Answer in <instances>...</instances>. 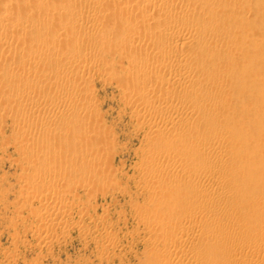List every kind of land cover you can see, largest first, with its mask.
<instances>
[{
    "label": "rangeland",
    "instance_id": "rangeland-1",
    "mask_svg": "<svg viewBox=\"0 0 264 264\" xmlns=\"http://www.w3.org/2000/svg\"><path fill=\"white\" fill-rule=\"evenodd\" d=\"M35 0H0V10H4V9H7V7L8 8H11L10 10H15L16 11V9L17 10H21V9H23V11L25 10V9H27V7H30L28 10H32V11H28L27 10V12H25L24 11V13H26L27 15H28V12H33V10L36 12V14H35V12H33L35 15L34 16H31V17H35L36 15H37V10L39 9V10H41V8H44L43 7V4H44V6L45 7H55L56 8V6L58 7V6H63L64 4L65 5H67V3L69 4V6L70 7H72V9H73V7L76 9V10H79V8H81V6H87V1L86 0H68L69 2H65V1H67V0H36V2H34ZM91 3H92V1H94L93 3V5L91 6V7H93V8H91L90 10H97V14L99 15V14H101V15H107V13H108V11L110 12V10H114V12H110L109 14H112V13H115V10L117 11V12H119L120 11V7L125 3V2H127L128 0H89ZM97 1V2H96ZM119 2V4H120V2H122L120 5H117V4H114L113 6H112V2ZM123 1H124V3H123ZM133 1V0H132ZM134 1H136V0H134ZM208 1H210V0H208ZM220 1H221V3H220ZM232 1V0H231ZM231 1L229 0L227 3L225 2V0H211L210 1V3L208 2V4H211V5H208V8H207V6L205 7V8H203L202 10L200 9V8H194L195 10L193 11V10H191V11H189V10H187V12L188 13H192L193 15H195L194 16V18L193 19H191L193 16H192V14H191V16H189L188 15V18L190 19H188L187 18V16H184V14L186 13V15L188 14L187 12H185V13H183V14H180V15H178V17H177V19L178 20H180L181 18V21H184V19H185V22L186 21H190V22H192V21H196V22H198V24H200L201 26H203L202 24H204V27L202 28V30H204L205 28L207 29V27H208V25H210L211 23H213V22H211L210 24H209V22H208V24H206L207 23V21L204 19V13H208V12H212V11H222L223 10V15L221 16V14H222V12L220 11V12H218V13H220L219 14V16L221 17V19H220V17L218 16V19H217V26H215L214 24L216 23H213L212 24V26H214V28L216 29V27H217V29H218V33L220 34H222L224 37H226V36H228V38H231L232 36L235 38L236 37V35L240 38V37H244L245 36V38H246V40L249 42V40L247 39V36H246V34L248 35V33H250V34H252L254 31H258V30H261V28L263 29V32L262 31H259V32H262V33H264V12L262 11V10H259V9H261V7L262 6H264V0H233V2H232V4H231ZM234 1H235V3H234ZM238 3H237V2ZM239 1L241 2L240 3V5H239ZM65 2V3H64ZM117 2V3H118ZM128 2H130V0L128 1ZM206 2H207V0H206ZM9 3H11V4H9ZM30 3V4H29ZM31 3H33V4H31ZM38 3V4H37ZM156 3V2H155ZM201 4H199V7H201L202 6V2H200ZM228 4L227 6H228V8H225V4ZM233 3H234V5H233ZM237 3V4H236ZM26 4L27 5H30V6H27L26 7ZM40 4V5H39ZM57 4V5H56ZM63 4V5H62ZM151 4V7H153L155 10H157V7H158V2L156 3V4H153V1H152V3H150ZM196 4V3H195ZM203 4H205V0H204V2H203ZM214 4V5H213ZM230 4H231V8H230ZM4 5H5V7H4ZM34 6V8H32L33 6ZM38 5V7L39 6H41V8H37L36 6ZM56 5V6H55ZM91 5V4H90ZM115 5H117V7H115ZM192 5V4H191ZM201 5V6H200ZM207 5V4H206ZM213 5V6H212ZM235 5H239V6H241V7H237V10H236V6ZM243 5V6H242ZM160 7H161V5H159ZM170 6H171V8H174V6H172V5H169L168 6V8H170ZM196 6H198V5H196ZM210 6V7H209ZM26 7V8H25ZM84 7H82L81 9H83ZM150 6H148V7H146V8H149ZM149 8V13H148V10L146 11L147 12V15H146V18H144V20H146L145 22H144V24H143V22H141L143 25H145V27L146 26H148V28H152V29H159V28H161V29H163V27H164V29H169V27L171 26V24H173V23H171V22H173L172 20H170V22H169V20L168 19H171L170 18V16H167L166 15V17L165 16H159L157 13H156V11L155 12H153L154 10H153V8ZM160 7H158V8H160ZM192 7H193V5H192ZM235 7V8H234ZM244 7V8H243ZM25 8V9H24ZM37 8V9H36ZM86 8V7H85ZM167 8V6L165 7V10H167L166 9ZM171 8L170 9H168L169 10V12H171L172 10H171ZM208 9V11H207V9ZM233 8L235 9V10H233ZM75 9H73V10H75ZM230 9H231V12H232V10H233V12L231 13V12H229L230 11ZM240 11H239V10ZM243 9H245V10H243ZM83 10H85V9H83ZM153 10V11H152ZM198 10V11H197ZM224 10H226V11H224ZM229 10V11H228ZM22 11V12H23ZM136 11V12H135ZM151 11V12H150ZM195 11H197V12H195ZM199 11H200V13L202 12H204L203 14H200L199 15ZM235 11V12H234ZM237 11H239V13L241 12V14L243 13V15H241V14H239ZM13 12V11H12ZM12 12H10V15H12ZM21 12V13H22ZM116 12V13H117ZM133 12H135L136 14H138V13H140L138 10H136V9H134V11ZM145 12V13H146ZM227 12H229V13H227ZM56 13V12H55ZM54 13V14H55ZM125 13V12H124ZM156 13V14H155ZM198 13V14H197ZM13 14H16V12L15 13H13ZM32 13H29V15H31ZM51 14V13H50ZM53 14V13H52ZM226 14H228V16L229 15H231L229 18L226 16ZM149 15V16H148ZM155 15V16H154ZM247 15H249L250 17H253L254 18V20L252 21V22H255V23H252L251 22V24L248 22H245V23H243L244 25H246V26H243L242 25V23H239V25L237 26V20H238V22H239V20H241V22H243V20H244V18L247 16ZM15 16V15H14ZM14 16H11V17H14ZM52 17H55L56 18V16H59V14L57 15V13H56V15H51ZM68 16V15H67ZM66 15H64L63 17H67ZM148 16V17H147ZM197 16H199L200 18H202L201 20H199L200 18L198 17V18H196ZM234 16H235V18H234ZM30 17V18H31ZM156 17H158V18H161V19H156ZM164 17V18H163ZM180 17V18H179ZM186 17V18H185ZM236 17H237V19H236ZM51 18V17H50ZM196 18V19H195ZM216 18V17H215ZM224 18H225V22L226 23H224ZM231 18V19H230ZM233 18V19H232ZM240 18V19H239ZM54 19V18H53ZM67 19H71V18H68L67 17ZM76 19V20H75ZM75 19H71L72 20V22H73V24H72V22H71V24H70V26H67L69 29L68 30H71V32L69 33V35H67L68 37L71 35V37H72V34L71 33H73L72 31H76V29H74V26L77 24V22H75V21H77L78 20V23H79V19L78 18H75ZM234 19H236V20H234ZM262 19H263V21H262ZM70 20V21H71ZM75 20V21H74ZM192 20V21H191ZM198 20V21H197ZM233 20V21H232ZM4 22L5 21H8V19H6V20H3ZM3 21H1L0 22V26H2L3 24H2V22ZM10 21H11V18H10ZM194 21V22H195ZM202 21V22H201ZM232 21V22H231ZM263 22L262 24H260V23H257V22ZM221 22V23H220ZM76 23V24H75ZM169 23H170V25H169ZM202 23V24H201ZM233 23H234V25H233ZM168 24V25H167ZM229 24H231V26L233 27V29L235 28V30H233L232 29V27H228L227 28V30H225V28L227 27V25H229ZM240 24L242 25V26H240ZM249 24V25H248ZM253 24L255 25V24H259V25H256V26H259V28L260 29H258L257 30V28L255 29V28H250V25L251 26H253ZM78 25V24H77ZM142 25V26H143ZM164 25V26H163ZM207 25V26H206ZM225 25V26H224ZM237 27H236V26ZM72 26V27H71ZM142 26H138V27H142ZM159 26V27H158ZM169 26V27H168ZM201 26L199 27V31H202L201 30ZM206 26V27H205ZM212 26L210 25V28H212ZM222 28H221V27ZM63 27H65V29H66V26H63ZM63 27H61V35H63L64 36V34H65V32L64 31H66V30H63L64 28ZM144 26H143V28H145ZM155 27V28H154ZM172 27V26H171ZM220 27V28H219ZM225 27V28H224ZM238 27H241V29H242V31H241V29H240V31L237 33L236 32V29L238 28ZM71 28V29H70ZM223 28H224V30H223ZM248 28H250V31H248L249 29ZM0 29H2V28H0ZM42 29V30H41ZM47 29V27H45V28H39L38 30H40L41 31V33H40V31L38 32L39 34H37L38 36H43V33H45V30ZM206 29L204 30V31H206ZM223 30L222 32H221V30ZM245 29H248L247 30V32H245L244 33V35H242L241 36V34H243V33H240V32H243ZM38 30H36L34 33H37V31ZM239 29H237V31H238ZM44 31V32H43ZM47 31V30H46ZM48 31H49V29H48ZM48 31H47V33H48ZM58 31L59 30H57V33H58ZM63 31V32H62ZM136 31V30H135ZM246 31V30H245ZM5 32V31H4ZM43 32V33H42ZM69 32V31H68ZM68 32H67V34H68ZM214 33H212L209 37L210 38H202L201 39V41L203 42V43H201V41H200V43H196V46H197V48L200 50L199 52L198 51H196L197 50V48H196V46L194 45V47L196 48H194V47H192V46H188V48L189 49H187V47H184V48H180V47H175V46H173L172 48H168L167 49V51H165V52H167V53H161L160 55H159V57L160 58H157L158 60H156V58L154 59H152V60H150V62H149V66L148 67H150V65H151V69L153 68L154 69V67L155 66H157V67H155V68H161V65L163 64V62L165 61V62H168V61H170L171 59V57H172V55L173 54H175V49H176V52H186V54H188V53H190V54H188L189 56H192V59L194 60H196V61H194V63H193V61H192V59H191V61H192V63L193 64H191L189 67H187L186 69H185V72H184V74L186 73H190L191 74V76L192 75H195V72H197L196 74L197 75H202L201 73L199 74V70L198 71H196L195 69V67H197L198 65L197 64H200V62H201V60L202 59H204L205 61H206V59L207 58H209V57H211L212 55H213V48L212 47H216V48H214L215 50L214 51H219V53L218 52H214V53H216V55L217 54H219V55H217V57H216V55L214 54V61L212 60V57L211 58H209V60L208 61H210V59H211V61L209 62V63H211V64H213V62H214V64L215 63H220V64H218V65H221V62H219L220 61V59H222L221 57H224V56H226L225 57V61H228V62H224L223 60H222V62H223V64L225 65H222L224 68H226V71L224 72V74L223 73H218L216 70H218V69H216L217 67V64H216V66L213 64V69H211L210 71H207V72H203V76H206L205 77V80H204V85H203V89L202 90H204V88H206L207 87V85L209 86L208 87V89L206 88L204 91H199V92H197V93H195V94H193V97H192V95H188V94H183L182 93V91H183V89L181 88V87H179L178 88V86H177V89L175 88V86H172V87H170L171 89L169 90V86H167V87H165V86H163V89L165 90V88H166V90H165V92H164V90L161 88L162 87V85H160L159 84V86H158V89L157 90H155V92H156V96H158V98H159V100H161V101H166V99L168 100L167 102H170V100H173V99H176V98H178V99H182V97L181 96H183V101H185V102H187L188 104H192L193 106H195L196 108H199L200 106L199 105H201V103H202V101H200V100H202V98H205V99H203V100H206V97H207V100L205 101V102H209V100H210V103H212L214 106H218V105H220V106H218V107H221V105H222V107L220 108L221 110L222 109H225L224 108V106L226 107V111L225 110H222V111H224V113H228L227 112V108L230 106V105H227V104H225L227 101H228V104H231V106H230V108L228 109V110H231V111H229V113H230V115L232 114L233 115V113H231L232 112V110H233V108H232V106L233 107H235V109H237V107H238V109H239V107L241 106V113L243 112L242 111V109L244 110V112L246 113V115L248 116V118H247V116L246 117H243V115H244V112L241 114H239L238 113V115H240L239 116V118H238V115H237V117H236V114H234L233 116H231L230 117V115H227L226 116V114L224 115V113H222V115H224V116H221V118L219 119V118H216V120H214V121H212V117H214V116H210V115H203V116H201V115H197V116H195V115H193V116H190V119H189V117H187V118H185V119H183L181 122H180V124L181 123H184V124H186V125H188V127L186 126V125H184V124H181L180 126L181 127H187V128H191V125H192V131L193 132H195L194 130H196V129H194L195 128V126L197 127V129H199V128H201V129H203V130H207V131H211V129H214V128H209L208 127V123H209V121L211 120L214 124H215V126H216V128L219 126L220 127V125H221V127L224 129H222L221 127V132H226L227 134H229V136H234V138L236 137V135H238L239 137H238V141H239V143L240 144H237L236 142H235V144L234 145H231V146H228V148H229V151L227 150V152H228V155H230V154H234V156H236L237 155V158L235 157V159L236 160H234V156L233 155H231L228 159H229V161H227L228 159L226 158V160L225 161H223V164H224V162L226 163V167H229V168H227V169H232L233 171H235L236 172V170L238 169V170H240L239 168H241L240 167V165H239V162L240 161H243L244 159H247L246 158V156L248 155L249 157H248V159L250 158V156H251V154H254L255 152H258L259 151V149H261V150H263L259 145H262V147H263V143H262V141L264 142V140H263V138L262 137H264V124H262V123H264V119L263 120H261V117L262 116H264V107H262V108H259V102H261V105H262V103L264 104V102H262V101H264V89H263V87H262V94H260L259 93V91H258V95H262L263 97H260V96H257V90L255 91V89H259V87H258V85H256V87L257 88H255L254 87V82H252V81H255V80H258L257 78L255 79V77L257 76L256 74H258V76L262 73V74H264V57H261L260 55H261V52H260V54L258 55V52H257V56H255V54H256V52H254V49H253V51H251L252 50V46L251 45H253V39H250V41L251 42H253V43H251V44H249L248 46H246V47H250V51H249V48H248V52H246L245 54H244V52H243V50H244V48H245V46H244V48L242 47L243 46V43H241V46H240V48H241V50L238 48V49H236L237 51H239V52H237L236 50H235V52H233V50L232 51H229L228 52V50L230 49V47H231V45H229L228 43L226 44V42L224 43V41L222 42V36H220V35H218V33H216V31H213ZM5 33H7V32H5ZM26 33V35L28 34L27 33V31L25 32ZM31 33V32H30ZM47 33H45V35L47 34ZM224 33H230L231 34V36H230V34L229 35H225ZM73 34H75V32L73 33ZM215 36H214V35ZM249 34V35H250ZM10 35V34H9ZM25 35V34H24ZM26 35H25V37H26ZM36 35V34H35ZM240 35V36H239ZM248 35V37H250ZM11 36H12V34H11ZM14 36V35H13ZM33 34H32V37L30 36V34L28 35V37H26V39L28 38V40L27 41H23V43L24 42H28L27 43V45L28 44H33V45H36L37 44V40H38V36H36V37H34V38H36L35 40H33L34 38H33ZM66 36V35H65ZM74 36V35H73ZM29 37H31L32 38V40H30L32 43H29V39H31V38H29ZM40 37H39V39H40ZM57 39H58V41L60 40V38H59V35H57L56 34V36H55ZM60 37H62V36H60ZM68 37H65V39L67 40V38ZM112 37V38H111ZM110 37V35H109V37H107V39H109L110 41L112 40V42L114 41L115 42V39L117 38L116 36V38H113V35ZM211 37H214L213 39L211 38ZM218 37H221V38H218ZM237 37V38H238ZM51 38V37H50ZM53 39H54V37H52ZM62 38H64V37H62ZM62 38H61V40H62ZM91 38V37H90ZM90 38H86V40H90ZM95 38L97 39V36H95ZM95 38H92V40H90L91 42L94 40H96ZM25 39V38H24ZM25 39V40H26ZM203 39H207V40H203ZM210 39V41H215L216 43L214 44V42H213V45H210V47H207V48H205V46H203V45H205L207 42H208V40ZM218 39H219V41H218ZM109 40H107V42H106V44L105 45H107V46H109L108 45V41ZM221 40V41H220ZM253 40V41H252ZM89 41V42H90ZM109 41V43H111ZM206 43H205V42ZM263 41H264V37H263ZM35 42H36V44H35ZM62 42H63V40H62ZM113 42V44L112 45H110V46H112L113 48L115 47L114 45H116L117 44V42H115L114 43ZM219 44H218V43ZM221 42H222V45H221ZM58 43V42H57ZM64 43H66V41L64 42ZM258 43V41L256 42V44ZM203 44V45H202ZM224 44H226V46H224L223 47V45ZM255 44V43H254ZM62 45H63V43H62ZM66 45V44H65ZM64 45V46H65ZM202 45V46H201ZM217 45V46H216ZM218 45H220V46H218ZM229 45V46H228ZM240 45V44H239ZM5 46L6 47H9L8 49H10L11 47H13L14 46V48H11V50H12V53H11V55L13 54V52H14V50H15V48H17L18 46H20L19 47V49L17 48L16 49V51L18 50V52L19 53H21V52H23L24 51V47H21V46H26V44L24 43V45L22 44V45H13L12 44V46L9 44V45H6V44H0V51L2 50L3 51V48H5ZM63 46V48H61V46L59 45V46H55V47H51V49H47L46 50V57L44 56V54H42L41 56L42 57H44V58H46V59H41V60H43V63L42 64H47L48 62H46V63H44L46 60H47V57L48 58H51L52 57V54H51V56H50V53H54L53 55L54 56H57L58 55V57H60V58H62V60L63 61H65V62H70L71 61V59L69 58H67V54H66V57H65V53H64V47ZM199 46V47H198ZM212 46V47H211ZM259 46L261 47V49H262V47H264V44H262V41H260V44H259ZM59 47H60V50H63V52L62 51H58L59 50ZM111 47V48H112ZM190 47H192V49L194 48L195 50L193 51ZM202 47V48H201ZM203 47H204V49H206V50H208L209 49V51H206V53H208L209 52V54H205V52L204 51H202L203 50ZM224 48V51H223V48ZM2 48V49H1ZM20 48H21V50H20ZM111 48L108 50H106V52H107V54H106V52H103L105 55L103 56V53L101 54L102 55V57H98L97 58V60H93V61H96L95 62V64L97 65V67H98V65H99V67H98V69L96 70H92L93 72H94V74H93V72L92 71H89V72H84V73H76L77 75H78V77H76L77 75L75 74V76H73L74 74H73V72H70V74H72V75H68L67 74V72H62V73H59V74H57L55 77H54V75L53 74H48L47 76H51L52 78H50V80H52V79H61V80H63L64 78H71L72 77V79H75V78H77L76 79V81L77 82H79V84L81 83V80H82V85L84 86H86V84H87V87H86V89H84V90H88L90 93H93L92 94V96H90V98H91V102H93V103H91L90 102V105L92 104V107H93V105H94V108L95 109H93L92 107H88L89 108V111H87L86 109H85V112L87 111V114H85L84 115V109H83V111H82V108H81V104L79 103L81 100H79V98H76V100H74V98L75 97H73V96H76V95H74L70 90H66L65 88H63V90H62V88L61 89H57L56 91H58V92H55L54 90H52L51 89V91H52V95H51V91H49L50 92V94H44V90L43 91H41L42 89V87H43V89L45 88L43 85H33V86H30V88L31 87H33L32 88V90L35 88L36 89V91L38 90V92H35L34 90V92L33 93H35L36 95L38 94V96H45V95H47V96H45L46 98H49V99H52L54 102L56 101L57 103L58 102H62L64 99H66V97H68V99H72L73 100V102L75 103V104H77V107L75 106V108L74 109H76V110H72L74 113H76L77 112V115L76 114H74L72 111H71V113L70 112H67L66 114L64 113L63 115H59V116H57V117H60L59 118V121L55 118V119H53V120H51L52 122H48V124H50V125H48L49 127L50 126H55V127H60V125H61V127H63V128H65V129H67L68 127L70 128V129H74V127H75V124H76V121H74L75 119L76 120H78V118L80 117V119H84L85 120V118H84V116H86V120L85 121H89L90 123L92 122L93 124H90V126H89V128H91V129H93V131L94 132H97V133H94L95 135H97V136H95V138L96 137H99L100 138V145L98 144V145H95L94 143V146H95V148L98 146V151H97V154H98V156H99V152L101 153V152H103V153H101L100 155L101 156H99V161H102V162H99V165H97V164H95V165H91L90 166V168L91 169H93L94 170V168L96 167V166H98V167H96V169H95V171L98 169V170H100L101 168L102 169H104V171H106V173H108L107 174V176L109 177V179L107 180V182H106V180H104V184L106 183V185H104L103 184V181H101V183H100V181L98 182V180H93V177L92 176H90V175H86L85 173L84 174H82V177H84V175H86V176H88V177H86L85 176V179L84 178H82L81 177V175L79 176V173H76L78 176V179H80V178H82V180L84 179L85 181H81V183H84V184H81V183H79L80 181L79 180H77L76 178V175H75V177L73 178H71L70 177V180L72 179L73 181H74V179L76 180V181H74L75 183L76 182H78V183H74V182H72V180H71V182H67V181H64V177H65V180L66 179H68L67 178V176H66V174L65 175H63V178H62V176L60 177L59 176V178L62 180V182L60 181V179L58 180V184H59V187L55 190V189H51L50 188V190H52V193H56V195L57 196H59V197H61V198H65L64 199V201H66L65 203L66 204H69L68 206H69V208H70V210L68 209V206H66V208L68 209V213L70 214L68 217H69V222H68V224H67V226H65V228H64V230H67V231H65V232H63L61 229H59V228H53V230L51 229V231H50V235L49 234H47V241L49 242V240H50V242L48 243V244H46L47 243V241L45 242V241H42L41 239H40V234L42 233V232H40V230H39V228H40V224L42 225V222L40 221V220H38L39 218H38V216L36 215V213H37V210H39L42 206H40V205H42L40 202V204L38 203V201H36L35 199H31V196L32 195H34L35 193H39L40 192V190L38 189V187H37V185H36V188L35 187H33L32 186V184H30L31 183V181H32V179L31 178H35V176L36 175H38L39 173H40V171H41V173H42V171L44 170V171H47V169H45V168H49L48 167V165H46L45 164V162L43 161V163H42V161H36V163H35V160L33 161V153H34V151L35 150H37V148H39L41 151H42V148H43V146H44V150L47 152L48 150H50V146H48V150H47V148L45 149V145L44 144H40L41 143V141H40V139L38 138V139H36V138H34V139H32L31 141L33 142V146L30 144V143H32L31 141L29 142V145H28V141H21V138H20V135H21V133H22V131L23 132H25V130L27 129V131L28 130H30V128H32L33 126L34 127H40V125L41 124H44V123H41L42 121L40 120L42 117H43V115H44V113H45V115L47 114V116H48V114L50 115V116H52L53 115V113L54 112H52V111H45L44 110V112H43V110H41L42 112L41 113H39V115H38V112L39 111H31V112H28V115L31 113V117L29 116H27V113H25V110L26 111H28V109L26 108V106L24 105V103H22L21 104V106H20V103L19 104H16V106L18 105V107H19V110H18V107H15V104H12V103H16V102H12L11 100H12V98H11V95H10V92L8 91L9 89H10V91H11V94H12V92L14 93L15 92V90H14V88L16 89V86H17V89L19 88L18 86H19V84L21 83V81L23 80V78H22V75H23V73H22V71L21 70H19L18 69V66H20L21 65V63L23 64V61H21L19 58H16L17 59V61H18V59H19V61H18V63H16L14 60H13V63H12V61H11V63L13 64V65H11V63L9 62V64L11 65V66H7L6 65V63L8 62V61H10V60H12V59H10V57L9 56H7V55H9L10 54V51L11 50H9V54H6V52L8 51L7 49L6 50H4L2 53H3V57H2V53L0 54L1 55V58H2V61H0V63L2 62V64H4L3 66H2V68H0L1 70H2V72H3V69H4V71H6V72H8L7 74L8 75H6V72L4 73L5 75H6V78H5V80L7 81H0V83L2 82V83H4L5 82V84L7 83V85H5V84H3L2 85V87H4V88H2V87H0L1 89H4V90H7V89H5V87L6 88H9L6 92L8 93V97L9 98H7V96L5 97V101L7 100V103L8 102H10V104H11V106L13 107V108H16V110L14 109L13 110V108L11 107L9 110H8V113L7 112H5V114H4V112L2 113V112H0L1 114H2V116H0V264H163V263H165L166 261V263L165 264H175V262H176V260L178 259L177 257L178 256H176V254L175 253H173V251L170 249L171 247H173V244H176L177 243V240H176V238L178 239V243L180 242L181 243V240H180V237L178 236L179 235V231H176L175 229H173L171 226H170V220H172V219H178L179 220V218H180V220L183 222V225L185 226H187V222H185L186 224H184V218L187 216L186 215V213L189 215V213L188 212H190V213H192V212H194V211H198V210H200V209H204L203 207H205V205H206V207H209V208H211L212 210H209V208H208V210L209 211H211V212H214L215 214L216 213H220V212H224L223 210H225V212L226 211H228L227 213H229L230 215H236V214H238L239 212H241V211H244V210H246V208L244 207V206H246L245 204H244V206H243V201H245L244 199H246V197H247V195L249 196V194L250 193H254V191H256V193H252L253 195H254V197H255V194H258V192H259V196H261V197H263L264 196V193H263V190H264V185L262 184V182L264 181L263 180V178H264V172H262V171H259V172H257V173H259L260 174V172H262L261 174H262V176H259V174L257 175L256 173L254 174V172H252L253 173V175L254 176H252V174H251V176L250 175H248L251 179L250 180H248V176H246V184L248 183L249 185V187L246 185V184H244L245 185V187H244V185H242L243 186V189L242 188H240V186L241 185H239V180H235V181H233V184H235L234 186L235 187H233V188H231V190H233L234 191V193H233V191H231V190H229V191H227V192H229V193H226L225 192V194H224V196L227 198H230V199H226L225 197L224 198H222V201L220 200L218 203L216 202V203H213V202H209V201H206V200H202V198L201 197H198V196H200V193L198 194V191L200 192V190H199V188H201V185H195V188L196 189H193V187L192 188H190V192H192V193H188L187 191V193H185V190H183L182 189V186L185 188L186 186L188 187V189H189V187L190 186H188L189 185V183L191 182V179L190 178H188V177H186L185 175L183 176V175H180L181 177H177V180H173L172 182H166V180L164 179V176H158V177H156L155 178V183L154 182H152L153 180H149L150 179V177L148 176V175H146V171L145 170H149V171H151V167H147V166H145V161L147 160V158H149V157H154L155 156V158H158V159H162L164 156H166L168 153H171V154H173V153H177V151L175 152V150L174 149H177V148H179V150H178V152L181 150L182 152L185 150V147L187 148V150H190L191 148V150L190 151H188V153L189 154H191V152H195V153H192L191 155H189V158H190V156H191V158L189 159V160H191V161H189V163H188V165L190 166H187L186 165V163H184L185 164V166L186 167H188V168H192V169H197L198 167H199V165H204L206 162L208 163V162H212L213 160H215V159H217V158H213V157H210V156H207L208 158L206 159V156H205V154H200L199 155V153L198 152H196V149L194 148V150H193V147H194V145H197V146H199V147H203V146H207V145H209V146H211V145H225V140H224V138H223V136L226 134H224L223 135V133H221L222 135H219V137L217 136V137H215L214 138V140L217 138V141L219 142V143H221V144H219L217 141H214L213 139H211V140H206V142L205 141H203L202 142V140H198V138H195L194 139V136L193 135H195V134H193V132L191 133V134H189V135H192V136H188V135H186V136H188L187 138H188V140L191 142V144H190V142L187 140V138H186V136H184V139L185 140H187L186 142H185V140L183 139V136H182V140H181V136L180 135H176V134H174V135H172V134H168V135H170V136H168V137H166L167 135H164L163 137L162 136H158V137H153L152 139H151V136H149V135H147V134H149V132H150V129H148L149 128V126H147V125H145L144 124V126H143V123L140 121V119L137 117V115L134 113V109H132V103L130 104V100L129 99H127L128 97L126 96V90H128V84H126V86H124V85H121V84H119V82H117V80H116V78H117V76H118V78H121L122 76V78H123V84H124V82H125V80H126V78L129 80V79H132V80H134V77H136L135 76V74H134V72H130L129 70H128V72H127V70L126 69H123V68H121V67H123V65L125 64V60L122 58V56L120 55V54H118L116 51H113L114 49H112V51H111ZM212 48V50H210ZM218 48H221L222 50H219ZM225 48H227V51H226V49ZM229 48V49H228ZM23 49V50H22ZM58 49V50H57ZM181 49V50H180ZM183 49H187L186 51L185 50H183ZM192 50V52H189V50ZM202 49V50H201ZM50 50L52 51V52H50ZM47 51H49V53L47 52ZM57 51V52H56ZM112 53H111V52ZM212 51V52H211ZM242 51V52H241ZM263 51H264V48H263ZM25 52V51H24ZM174 52V53H173ZM196 52V53H195ZM251 52V53H250ZM252 52H253V55L255 56V57H252ZM8 53V52H7ZM16 53V52H15ZM56 53H57V55H56ZM227 53H228V55H227ZM231 53H232V55H231ZM242 53V54H241ZM247 53H250V54H247ZM255 53V54H254ZM48 54V55H47ZM62 54V55H61ZM164 54H166L165 55V59L163 58V56H164ZM169 54V55H168ZM185 54V53H184ZM196 54V58L194 57V55ZM236 54V56H234ZM244 54V55H243ZM5 55H6V57H8L7 59L5 58ZM10 55V56H11ZM63 56L64 55V57L67 59V60H65V59H63V57H61V56ZM208 55H209V57H208ZM221 55H224V56H221ZM229 55H231L232 56V58L230 59V57L231 56H229ZM240 55H241V58H239L238 59V56L240 57ZM243 55V56H242ZM247 55V56H246ZM249 55L253 58V59H250V58H248L249 57ZM53 56V57H54ZM220 56V57H219ZM234 56V57H233ZM12 57V56H11ZM52 57V58H53ZM105 58L106 57V59H108V61H106V63H108V66H104L106 63H105V60L104 61H102L103 59L102 58ZM169 57V58H168ZM236 57V59H238L237 61H238V63L239 64H237V65H240V63H242V61H245L243 58H248L249 60H252V61H250V63L252 64V65H254V66H257L258 67V61L257 60H259V58L258 57H261V62H262V64H263V67H262V65L260 66L261 68H256V69H262V70H259L258 72H257V70L255 69V67H252V65L248 62V61H246L247 63H249V66L250 67H252V68H254L255 69V71H256V74H253V75H256V76H253L252 74V76L251 77H249L248 76V72H249V74H250V71H245V72H242V71H244V69H242L240 72L238 71V69H237V71H235V69L236 68H238L237 66H236V68H235V62H236V60H233V58H235ZM1 58H0V60H1ZM51 58V59H52ZM101 58V59H100ZM111 58V59H110ZM119 58H122V60H120L119 61ZM200 58H202V59H200ZM255 58H256V60H255ZM8 60V61H6V60ZM51 59L50 60H48V61H51ZM101 60V62L99 63V61ZM116 59V60H115ZM117 59H118V61H117ZM216 59H218V60H216ZM240 59L242 60V61H240ZM248 59H246V60H248ZM5 60V61H4ZM69 60V61H68ZM99 60V61H98ZM160 60V61H159ZM200 61L199 63H197L198 61ZM204 60H202V61H204ZM260 60H259V63H261L260 62ZM21 61V62H20ZM156 61V62H155ZM160 62L159 64H158V62ZM215 61H217V62H215ZM229 61H230V63H229ZM235 61V62H234ZM257 61V62H256ZM19 62H20V64H19ZM103 62H104V65H103ZM119 63V64H121V65H117V63ZM155 62V64L153 65V63ZM161 62H162V64H161ZM233 62V63H232ZM256 64H255V63ZM49 63H51V62H49ZM47 64L48 65V67L49 68H51L52 70H53V65L52 64ZM152 63V64H151ZM228 65H226V64ZM229 63V64H228ZM232 63V64H231ZM254 63V64H253ZM8 64V63H7ZM17 66H16V65ZM158 64V65H157ZM165 64V63H164ZM195 64V67L193 66ZM1 65V64H0ZM5 65H6V69L5 68H3V67H5ZM47 65H45V66H47ZM116 65H117V67H116ZM17 67V68H15V69H13V67ZM51 66V67H50ZM102 66H104V67H110V68H107L109 71H111V72H107V73H105L103 70H101V68H102ZM121 66V67H120ZM153 66V67H152ZM214 66L216 67V68H214ZM11 67H12V70H10L11 69ZM192 67H193V69H194V72H193V70H192ZM220 67V66H219ZM100 68V69H99ZM114 68H116V69H114ZM9 69V70H8ZM50 69V70H51ZM219 69H221V68H219ZM1 70H0V72H1ZM8 70V71H7ZM98 70H101V72H98ZM116 70V71H115ZM224 69H222V71H223ZM14 71H15V73H14ZM18 71H20L21 72V74H20V76L21 77H19V76H16V75H19V73L20 72H18ZM54 71V70H53ZM52 71V72H53ZM103 71V72H102ZM187 71V72H186ZM219 71V70H218ZM221 71V70H220ZM221 71V72H222ZM9 72H10V74H9ZM18 72V73H17ZM90 72H92L91 74H90ZM97 72V73H96ZM124 72H126V73H124ZM208 72H210V74L208 73ZM246 72H247V74H246ZM12 73V74H11ZM14 73V74H13ZM65 73V76L64 77H62V78H60L61 76H63V74ZM69 73V72H68ZM100 73V74H99ZM102 73V74H101ZM111 74L112 73V76L113 77H115L114 79L115 80H113V77L111 76H108V74ZM113 73H114V75H113ZM194 73V74H193ZM218 73V74H217ZM27 73H24V75L23 76H25ZM62 74V75H61ZM87 74V75H86ZM107 74V75H106ZM109 74V75H110ZM190 74H187V75H190ZM205 74V75H204ZM214 74L217 76V77H215L214 76ZM262 74H261V76H262ZM9 75H10V78H9ZM12 75H13V78H12ZM27 75H29V74H27ZM26 75V76H27ZM69 77H68V76ZM84 75V76H83ZM92 75V76H91ZM104 75H106V76H108V77H106V76H104ZM122 75V76H121ZM8 76V77H7ZM16 76V78L18 79L17 81H20V79H21V81H20V83L19 82H16L15 80H16V78H15V80H13L14 79V77ZM58 76V77H57ZM81 76V77H80ZM83 76V77H82ZM120 76V77H119ZM130 76H132L131 78H129ZM134 76V77H133ZM208 76V77H207ZM220 76V77H219ZM48 77V78H49ZM110 77V78H109ZM253 77H254V79H253ZM20 78V79H19ZM88 80H87V79ZM204 78V77H203ZM250 78V79H249ZM259 78H260V76H259ZM262 79H264V75H263V77H261ZM80 79V80H79ZM136 79V78H135ZM208 79V80H207ZM209 79H211V80H209ZM220 81H219V80ZM222 79V80H221ZM248 79V80H247ZM119 81H120V79H118ZM128 80H126V82L128 81ZM132 80L130 81V82H132ZM224 80V81H223ZM252 80V81H251ZM13 81H15L16 83H18V84H16L15 83V87H12L14 84L12 83ZM59 81V80H58ZM128 81V82H129ZM135 81V80H134ZM134 81H133V83H134ZM136 81H138L137 79H136ZM205 81H206V83L207 84H205ZM210 83H209V82ZM217 81V83L216 84H214L215 82ZM221 81H223L224 82V84L226 83V85H222V84H220V83H222ZM226 81V82H225ZM247 81V82H246ZM88 82V83H87ZM90 82V83H89ZM218 82H219V85H220V88H219V85H218ZM249 82V83H248ZM250 82H252L253 84H250ZM1 83V84H2ZM47 83V82H46ZM132 83V84H133ZM0 84V85H1ZM13 84V85H12ZM45 86H47L46 84H45V82L43 83ZM132 84H130L131 86H130V88L132 87ZM214 84V86H212ZM23 85V84H22ZM128 85V86H127ZM205 85H206V87H205ZM210 85H211V87H210ZM222 85V86H221ZM253 85V86H252ZM20 86H21V84H20ZM84 86V87H85ZM124 86V88H122ZM218 86V87H217ZM224 86V87H223ZM226 86V87H225ZM228 86H229V90L227 89L228 88ZM234 88H233V87ZM37 87H41L40 89L41 90H39V88H37ZM216 87H217V90L220 92V91H222V92H225V94L224 95H226V93L228 92V94H230V95H227L228 97H226V96H224V95H221V97L223 96L224 98L222 99V102L221 101H219V103H218V100H213L214 101V103H213V101H211V97H210V95H209V92H207L206 90H208V91H211V90H213V89H216ZM230 87H231V89H233V90H230ZM122 88V89H121ZM160 88V89H159ZM168 88V89H167ZM182 90H181V89ZM213 88V89H212ZM221 88H223V90L221 89ZM225 88V89H224ZM16 89V91H18ZM123 89H124V91H123ZM126 89V90H125ZM210 89V90H209ZM48 90H50V89H48L47 88V92H48ZM66 92H65V91ZM174 90H176V91H174ZM228 90V91H227ZM260 90V91H261ZM53 91H54V93H53ZM61 91V92H60ZM62 91H63V93H62ZM87 91V92H88ZM170 91V92H169ZM181 91V92H180ZM232 91V92H231ZM240 91L242 92H244L245 94H246V92H247V96L248 97H250V99H251V101H250V99L247 97V96H245V94L242 92V93H240ZM45 92H46V89H45ZM64 92H65V94H64ZM72 93V94H70L69 95V93ZM123 92H125V95L123 96L122 94H123ZM159 92H161L160 94H159ZM169 92V94H167ZM173 92H175V97L176 98H174V93ZM200 92H202L201 94H199ZM221 92V93H222ZM236 92H238L239 93V95H240V97H239V99L238 98H236L237 97V95H238V93H236ZM256 92V93H255ZM16 93V92H15ZM41 93H43L42 95H41ZM60 93V94H59ZM173 93V94H172ZM180 93V94H179ZM206 93H208V95L206 94ZM59 94V96L60 97H62V98H64L63 100H61V98L58 96V97H56L57 95ZM67 94V95H66ZM158 94V95H157ZM180 95V98H179V95ZM200 95V97L201 96H206V97H198V95ZM206 94V95H205ZM253 94H256V96L257 97H253ZM63 95V96H62ZM64 95H66L65 97H64ZM73 95V96H72ZM170 97H169V96ZM173 95V96H172ZM194 95H196V100H194ZM241 95L242 96H244V97H242L241 98ZM161 96V97H160ZM190 96V97H189ZM209 96V97H208ZM255 96V95H254ZM55 99H53V98ZM72 97V98H71ZM165 97V98H164ZM172 97V98H171ZM221 97H220V99H221ZM226 97V98H225ZM248 98L247 99V101L245 100L246 98ZM251 97H253L254 99L252 100V98ZM58 98V99H57ZM59 98H60V100H59ZM164 98V99H163ZM190 99V98H193V99H190V101L188 102L187 100L188 99ZM199 98V99H198ZM228 98V99H227ZM244 98V99H243ZM125 99H127V100H125ZM197 99H198V101L200 102H194V101H197ZM219 99V100H220ZM224 99H227V101H225ZM241 99H243V101L245 102H242V101H240ZM263 99V100H262ZM2 100V101H1ZM0 100V103H1V106L0 107H2L4 104V99H1ZM10 100V101H9ZM143 98H142V100H139V101H141V102H136L135 104L137 105V104H143ZM191 100H194L193 101V103L195 104H193V103H191L192 101ZM224 100V101H223ZM255 100H256V102H255ZM261 100V101H260ZM75 101H77V102H75ZM126 101H127V103H126ZM255 102V103H253L254 105H252V103H250V105H249V102ZM145 102V101H144ZM204 102V101H203ZM215 102H216V105H215ZM223 102H225L224 104H223ZM248 102V103H247ZM6 102H5V104H7ZM18 103V102H17ZM78 103L80 104L79 105V108H78ZM199 103V104H198ZM218 103V104H217ZM221 103V104H220ZM3 104V105H2ZM9 104V103H8ZM139 104V105H140ZM249 105V106H246V105ZM243 105V106H242ZM24 106V108H22ZM246 106V108L244 109V107ZM254 106V107H253ZM258 106V107H257ZM129 107V108H128ZM131 107V108H130ZM248 107V108H247ZM12 109V110H11ZM22 111H21V110ZM81 109V110H80ZM234 109V110H235ZM238 109L236 110V111H238ZM257 109V110H256ZM10 110H11V112H10ZM23 110H24V113H22L23 112ZM78 110V111H77ZM93 110V112L91 113V111ZM94 110H95V113H94ZM220 110V111H221ZM233 110V112H236V111H234ZM246 110V111H245ZM256 110V111H255ZM259 110H263V111H259ZM7 111V110H6ZM19 111H21V113L23 114V116L24 115H26V116H24V122L23 123H26V124H21L20 126H21V128L20 129H17V126H15V123H13L12 122V120H14V119H19V118H22L23 116H22V114H20V116H22V117H20V116H18V117H16L15 118V116H17L18 115V112ZM81 111V112H80ZM98 111V112H97ZM221 111V112H222ZM49 112V113H48ZM81 114H80V113ZM84 112V113H83ZM91 114H98V116H97V118L99 119H96V116L95 115H89L90 113ZM240 112V111H239ZM20 113V112H19ZM70 113V114H69ZM134 113V114H133ZM4 114V115H3ZM32 114H37V115H35V116H33ZM41 114V115H40ZM73 114H74V117H72V118H70L71 117V115L73 116ZM262 114V115H261ZM44 115V116H45ZM68 115V116H67ZM80 115V116H79ZM84 115V116H83ZM160 115V114H159ZM159 115H156L157 116V118H159ZM261 115V116H260ZM40 116V118H38ZM65 116V117H64ZM78 116V118H76ZM91 118H94V119H91ZM92 116H94V117H92ZM197 117L198 118V120L196 121V119H195V117ZM200 116V117H199ZM205 116H207V118L205 119V121L203 120H201V118L202 119H204L205 118ZM243 118H245V119H243ZM245 116V115H244ZM14 117V118H13ZM34 117V118H33ZM36 117L39 119H36ZM62 117H64L63 119H65L66 117L67 118H69V120L68 119H65L64 120V123H63V120H62ZM87 117H89V118H87ZM193 117H194V119H193ZM228 117H230V118H228ZM241 117V118H240ZM74 118V119H73ZM223 118V119H222ZM231 118H233V119H231ZM247 118V119H246ZM32 119V120H31ZM61 119V120H60ZM87 119H89V120H87ZM138 119H139V121H138ZM207 119H208V121H207ZM210 119V120H209ZM214 119H215V117H214ZM242 119V120H241ZM26 120V121H25ZM27 120L29 121V122H27ZM57 122H56V121ZM68 122H67V121ZM96 120H98V121H96ZM184 120H186V121H184ZM221 120V121H220ZM225 120V121H224ZM236 120V121H235ZM247 120H249L250 122H251V120H252V122H254V123H256V125H257V122H258V124H259V122H260V126L259 125H257V127L258 128H252V129H249V128H246V127H244L243 125H242V123L243 124H245L246 122H248ZM61 121H62V123H61ZM65 121H66V123H67V125H62V124H66L65 123ZM70 121L72 122L71 123V126H73V124H74V127H71V126H68L69 124H70ZM187 121H188V123L190 124H188L187 123ZM210 121V122H211ZM40 124H39V123ZM54 122H56V123H54ZM75 122V123H74ZM207 124H206V123ZM237 122H239V124H235V123H237ZM14 125H13V124ZM28 123V124H27ZM32 123H34V124H32ZM51 123H53V124H51ZM69 123V124H68ZM95 123H96V125H95ZM141 123V124H140ZM202 123H205V124H202ZM222 123V124H221ZM226 123H229L228 125L226 124ZM240 123H241V125H240ZM30 124H31V126L32 127H29L30 126ZM59 124V125H58ZM101 124L102 126L101 127H99V129H98V126ZM225 124V125H224ZM233 126H232V125ZM261 124H262V127H261ZM36 125V126H35ZM218 125V126H217ZM226 126L225 128H224V126ZM231 125V126H230ZM239 125V126H238ZM41 126H46V124H44V125H41ZM66 126H68V127H66ZM93 126H95L94 128H92ZM190 126V127H189ZM228 126H230L229 128L231 129V131H233L232 133H230V132H227L225 129L227 128V130L229 131V128H228ZM234 126H238V128L237 127H234ZM241 126V127H240ZM34 127H33V129H34ZM38 127V128H39ZM203 127V128H202ZM218 127V129H220ZM239 127L241 128V132H239L240 131V129H239ZM246 128V129H248L249 131L251 130V132H247V135H246V137H244V132L242 133V130H245V131H247L246 129H244V128ZM263 128V130H260V128ZM19 128V127H18ZM25 129V130H23V129ZM29 128V129H28ZM76 128V127H75ZM233 128H236V129H238V130H234ZM22 129V130H21ZM37 129V128H36ZM72 129V130H73ZM194 129V130H193ZM257 129H259L260 131L258 132V131H256ZM100 130V132H98ZM101 130H102V132H101ZM17 131V132H16ZM21 131V132H20ZM26 131V132H27ZM31 131V130H30ZM71 131V130H70ZM147 131V132H146ZM236 131V132H235ZM252 131H256L255 133H253ZM20 132V135L18 136V133ZM212 132V131H211ZM238 133V134H237ZM242 133V134H241ZM69 134V133H68ZM94 134H93V136H94ZM101 136V134H102V136L100 137L99 135ZM231 134V135H230ZM233 134V135H232ZM64 135H66V136H64ZM149 136L150 138H148L147 136ZM172 135V136H171ZM242 135H243V137H242ZM69 135H67V134H65V133H63L62 135H58V134H56V135H54V136H52V138H53V145H51V146H54V139L59 143V141H62L63 139H66L67 137H68ZM93 136H90V137H93ZM228 135H227V137H229ZM59 137V138H58ZM89 137V139H91ZM171 137H172V139H171ZM175 137H177V138H175ZM190 137H192V138H190ZM196 137V136H195ZM220 137H221V139H222V141H220L219 139H220ZM224 137H226V136H224ZM226 137V138H227ZM58 138V139H57ZM61 138H63V139H61ZM68 138H70V137H68ZM68 138L66 139L67 141H68ZM94 138V137H93ZM93 138H92V140H91V142H88V140H85L86 142H88V144H86V143H84V141L82 142V145L80 144V146H81V148H85V147H89V145L92 143V141H93ZM155 138H157V140L155 139ZM161 138V139H160ZM164 138V140H162ZM166 138H167V141H168V143H166ZM190 138V139H189ZM61 139V140H60ZM102 139H104V141L105 142H103L102 141ZM194 139V140H193ZM197 139V140H196ZM237 139V138H236ZM261 139V140H260ZM96 140V139H95ZM170 140H171V144L173 145V148L170 146ZM175 140V141H174ZM177 140H179V143H177ZM183 140H184V142L187 144V146L185 145V143L183 142ZM224 140V141H223ZM37 141H38V144L39 145H43L42 147L40 146L39 147V145L37 144ZM160 141V142H159ZM163 141V143H162V145H161V142ZM175 142V144H179V146L178 145H175L174 143H172V142ZM199 141H201L200 143H201V145H199V144H197V143H199ZM215 143H214V142ZM237 141V142H238ZM25 142H27V145H25L26 143ZM57 142H55V149H53L52 150V147H51V151L50 152H48L47 154H51L52 155V152L55 150H57V151H64L65 149H67L68 147L70 148L71 147V145L70 146H68L69 144H72L71 142L70 143H64L65 142V140H64V142H63V146L64 145H66V148L64 149V147H62L61 145H60V148H58V146H59V144L57 143ZM93 142H95V141H93ZM102 142V143H101ZM194 142V143H193ZM208 142H209V144H208ZM213 142V143H212ZM23 143H25V144H23ZM83 143L86 145H83ZM90 143V144H89ZM103 143H105V144H103ZM166 145H165V144ZM202 143H204V144H206V145H203ZM210 143H211V145H210ZM218 143V144H217ZM262 143V144H261ZM58 144V145H57ZM74 144H76V143H74ZM104 146H103V145ZM159 144L161 145V146H159ZM237 144V145H236ZM73 145V144H72ZM79 145V144H78ZM168 145V146H167ZM184 145V146H183ZM193 145V147H191V146ZM25 147V148H23L22 149V147ZM37 146V147H36ZM80 146H78V147H80ZM91 146H92V144H91ZM90 146V147H91ZM157 146H158V148L160 147V149H157ZM164 146V147H163ZM170 146V148H171V150L168 148ZM174 146H177V148L175 147L174 148ZM29 147H31V149L29 148ZM106 147V148H105ZM150 147V148H149ZM162 147V148H161ZM191 147V148H190ZM31 150H29V149ZM35 148V149H34ZM57 148V149H56ZM61 148H63L64 150H60ZM83 148V149H84ZM153 148H155V150H159L160 152H162V151H165V149H166V151L169 149V151H165V152H162V153H160L161 154V157H160V155H155L154 154V156H153V154H152V152H153ZM164 148V149H163ZM204 148V147H203ZM228 148H226V149H228ZM259 148V149H258ZM264 148V147H263ZM28 149V150H27ZM33 149H34V151H33ZM38 149V150H39ZM104 149H107V151H108V153L106 152V150H104ZM172 149L174 150V152L172 153ZM183 149V150H182ZM230 149H231V151H230ZM233 149V150H232ZM110 150V151H109ZM149 150H150V152H149ZM151 150H152V152H151ZM187 150H185V151H187ZM246 150H250V151H252V152H250V151H248V154H247V152H246ZM255 150H257V151H255ZM260 150V151H261ZM45 151H43V153L45 152ZM55 151L53 152V154H55ZM106 153H105V152ZM171 151V152H170ZM181 151H180V153H181ZM184 151V152H185ZM244 152H246L245 154H244ZM33 155H32V154ZM149 153H151V154H149ZM165 153V154H164ZM198 155H197V154ZM201 153V152H200ZM46 154V153H45ZM170 154V155H171ZM250 154V155H249ZM202 155H204V156H202ZM256 155V154H255ZM255 155H252V156H254V158H255ZM163 156V157H162ZM204 157V158H202V157ZM233 156V157H232ZM242 158H241V157ZM251 156V159L253 158ZM25 157H26V159H25ZM245 157V158H244ZM28 158L31 160H28ZM143 158V159H142ZM212 158H213V160H212ZM242 160H241V159ZM35 159V158H34ZM101 159V160H100ZM237 159L239 160V162H237ZM26 160H28V161H26ZM207 160V161H206ZM210 160H212V161H210ZM231 160V161H230ZM232 160H233V162H232ZM187 161V162H188ZM235 161V162H234ZM28 162H29V164H28ZM30 162H31V164H30ZM36 164V167L38 168H35V166H34V168H33V170H32V164H34V163ZM39 162H40V164L42 163L43 165H41V167L43 166L44 167V169H43V167L41 168V167H39ZM64 162V163H63ZM141 162V163H140ZM203 162H205V163H203ZM64 164L63 165V167L61 166V169L60 168H55L54 170H56V171H58V170H62V169H66V170H69V168L71 169V163H73L72 161L71 162H68V159H66V160H63V161H61V163L60 164ZM66 163V164H65ZM67 163H69V164H67ZM139 163V164H138ZM233 163H235V164H233ZM264 163V162H263ZM199 164V165H198ZM237 164H238V166H237ZM258 164H260L259 162H258ZM47 166V167H45V166ZM102 165H103V167H102ZM139 165V166H138ZM192 165H194V166H192ZM196 165H198L196 168H195V166ZM235 166V168H234V166ZM262 165L264 166V164H262V162H261V168H262ZM68 166H70V167H68ZM59 167H60V165H59ZM67 167H68V169H67ZM94 167V168H93ZM105 167H106V169H105ZM141 167V168H140ZM194 167V168H193ZM224 167H225V164H224ZM225 167V168H226ZM233 167V168H232ZM236 167H237V169H236ZM244 166H242V168H243ZM144 168H146V169H144ZM241 168V169H242ZM41 169H43V170H41ZM101 169V170H102ZM40 170V171H39ZM65 170V171H66ZM141 170H142V172H141ZM147 170V173L149 172ZM35 171H36V173H35ZM70 171V170H69ZM59 172V171H58ZM67 172V171H66ZM140 172H141V174H140ZM33 173L34 174H36V175H33ZM40 173V174H41ZM250 173V172H249ZM43 174V173H42ZM260 174V175H261ZM32 175L34 176V177H32ZM142 175V176H141ZM143 175H144V177H146L145 179H143L144 177H143ZM255 175H257L256 176V178H254L255 177ZM89 176H90V178H89ZM29 177H31V178H29ZM37 177V176H36ZM111 177L113 178V180H111ZM183 177V178H182ZM29 178V179H28ZM160 178V179H159ZM180 178V179H179ZM188 178V179H187ZM28 179V180H27ZM90 179V180H89ZM149 180V181H147V180ZM159 179V180H158ZM255 179H257L258 180V182H261V184L260 185H256L255 183H257L258 184V182H254L253 180H255ZM262 179V180H261ZM111 180V181H110ZM157 180H158V182H157ZM163 180H165L164 181V183H166V186H164L163 185V183H161V182H163ZM178 180H180V182L178 181ZM190 180V182H188L187 183V181H189ZM253 181L254 182V184L252 183L251 184V182H249V181ZM259 180H261V181H259ZM27 181V182H26ZM29 181H30V183H29ZM64 181V182H63ZM59 182H61V183H59ZM149 182V183H148ZM160 182V184H162V185H160V184H158ZM179 182V183H178ZM28 183V184H27ZM62 183H64V184H62ZM86 183V184H85ZM109 183H110V185H109ZM146 183V184H145ZM147 183H148V186H147ZM150 183H153L152 185H150ZM157 183V184H156ZM175 183V184H174ZM178 183V184H177ZM181 183V184H180ZM182 183H184V184H182ZM245 183V182H244ZM264 183V182H263ZM29 184H30V186H29ZM78 184V185H77ZM80 184V185H79ZM87 184H89V185H87ZM103 184V185H102ZM169 184V185H168ZM171 184H173V186H171ZM181 186H180V185ZM185 184H186V186H185ZM29 187H28V186ZM109 185V186H108ZM152 186V188H150V186ZM158 185H160L161 187L160 188H162V187H164L163 189H155V187L156 188H159V186ZM65 188H64V187ZM146 186H147V188H148V190H147V188H146ZM176 186V187H175ZM177 186H179V187H177ZM198 186V187H197ZM238 186V188H236ZM250 186H251V188H250ZM253 186H255V187H253ZM257 186V187H256ZM261 188H260V187ZM42 187V188H41ZM39 186V188L40 189H43V187H45L44 189H47V188H49V187H51V186H49L48 184H47V187L45 186V184H44V186L42 185V186ZM60 187H62L63 188V190H62V188H60ZM172 187H174L175 189H172ZM186 187V188H187ZM33 188H35V189H33ZM169 188H171V189H169V190H174V191H172L173 193H171V194H173L172 196H174L173 197V199L177 196L178 198L179 197H183L182 199L181 198H179V199H181V200H175L176 202L175 203H178L179 204V202L181 203V202H183V201H185L186 202V200H187V196H188V200L187 201H189V200H191V201H189V202H186V204H185V207H183L184 206V204L182 205V207H183V209H182V207L181 208H179V207H177L178 205H175L174 206V204H173V207H175L174 209H173V207L172 206H170V207H168L169 205H166V203H165V201H164V199L165 198H167L168 197V195L170 194V192L171 191H168V189ZM181 188V189H180ZM245 188V189H244ZM247 188H249L248 190H247ZM259 188V189H258ZM59 189H60V191H59ZM93 189V190H92ZM150 189H152V190H150ZM242 189V190H241ZM251 189V190H250ZM261 189V190H260ZM35 190V191H34ZM47 190H49V189H47ZM56 191V192H54V191ZM90 190V191H89ZM176 190V191H175ZM183 192H182V191ZM198 190V191H197ZM243 190H244V194L242 195V192H243ZM246 190V191H245ZM32 191H34V194H30L31 196H30V200H29V195H28V192H32ZM43 191V190H42ZM160 191V193H157V192H159ZM178 191H179V193H178ZM180 191H181V194L182 193H184V194H182V195H184V196H180L181 194H180ZM236 191V192H235ZM247 191H249V193H247L246 194V192ZM261 191H262V194H261ZM241 192V193H240ZM26 193H27V195H26ZM158 195H157V194ZM166 193V194H165ZM195 193V197H194V194ZM230 193H231V195H234L235 193H237V194H235V195H237V199H235L236 198V196L234 195V196H231L230 195ZM59 194V195H58ZM168 194V195H167ZM186 194H188L187 196H186ZM192 196H191V195ZM229 194V195H228ZM251 194V196H249V197H247V198H252L253 197V195ZM159 195H162V196H160L159 197ZM164 195H166V197H164ZM179 195V196H178ZM196 195H197V197L198 198H196ZM227 195V196H226ZM246 195V196H245ZM27 196V197H26ZM259 196H257L256 195V198L255 199H259V198H261V197H259ZM25 197L26 198H28V201H26L25 200ZM164 197V198H163ZM169 197H171L170 195H169ZM190 197V198H189ZM194 197V198H193ZM254 197H253V199H251V200H249L248 199V203H249V201H253L254 200ZM158 198H160L161 200H162V202H161V200H160V203H158V201H157V199ZM184 198H186V200H184ZM191 198H193V200L191 199ZM199 198H201V200L202 201H206L207 202V204H206V202H204V206L203 205H201V204H203V202L201 201V200H197V199H199ZM236 200V201H233L234 199ZM238 198H241L240 200L238 199ZM175 199H177V198H175ZM233 199V200H232ZM35 200V201H34ZM159 200V199H158ZM183 200V201H182ZM225 200H227V201H225ZM238 200V201H237ZM32 201V202H31ZM174 201V200H173ZM194 201V202H193ZM197 201H199V202H202L200 205H201V208H200V205L199 204H197L196 205V203H197ZM225 201V202H224ZM231 201V202H230ZM234 202V204H235V202H236V204L234 205V204H232V206H233V208H234V210H235V212H238V213H236L235 214V212H234V210H233V208H232V206H231V208H230V204L231 203H233ZM240 201H242V203H240ZM247 201V200H246ZM245 201V202H246ZM190 202H191V204L193 203H195L194 205H192L193 206V208L196 206V208L195 209H193V208H191L192 210H190L189 209V206L190 207H192L191 206V204H190ZM198 202V203H199ZM210 204H209V203ZM222 202H224V203H222ZM228 202V203H227ZM157 203V204H156ZM189 203V204H188ZM222 203V204H221ZM240 203V204H239ZM248 203H247V205H248ZM156 204V205H155ZM158 204H159V207L162 209L163 208V210L164 209H166L168 212H166V211H163V210H159L158 209ZM212 204V205H211ZM227 204H229V206L227 205ZM71 205H72V207L73 208H71ZM162 205V206H161ZM180 205V204H179ZM187 205V206H186ZM189 205V206H188ZM198 205H199V207H198ZM213 205H215L214 206V208H213ZM223 205V206H222ZM242 205V206H241ZM38 206H40V208L38 207ZM156 208H155V207ZM212 206V207H211ZM221 206V207H220ZM39 209H38V208ZM205 207V210H207V208ZM225 207H228V208H225ZM245 208L244 210L242 209V208ZM184 208H185V210H184ZM218 209V211H215V210H217ZM230 208V209H229ZM241 208V209H240ZM44 208L42 207L40 210H43ZM66 209V210H67ZM170 209H173V211L174 212H172V210L170 211ZM181 209V211H180V213L179 214H181V217L183 218V220L181 219V217H180V215H178L177 213L179 212V210ZM186 209H189V211L187 210V212H186ZM197 209V210H196ZM226 209H228V210H226ZM259 209V208H258ZM258 209L257 210H255L256 212L253 214L254 215V217H257L256 215L257 214H259L260 215V213L262 214V218L260 219V218H258L259 217V215H258V219L257 218H255V220H253V215H251V222H253V221H256V223H254L253 222V224L251 223L250 225H248V222H247V225L249 226H247L246 225V222H244L243 224L241 223V225H242V227L244 228V229H249V228H253V225H254V228L251 230V231H253L254 229H255V226L256 225H258L259 224V222H260V224L261 223H263L264 224V212H263V210H264V206H262L261 208H260V210H262V211H260V213H259V211H258ZM142 210V211H141ZM194 210V211H193ZM219 210H221V211H219ZM230 210H232V212H233V214H231L232 212L230 211ZM236 210H238V211H236ZM36 211V212H35ZM71 211V212H70ZM258 211V212H257ZM142 212V214L144 215V213H145V216L146 217H144L143 215H141L140 213ZM144 212V213H143ZM176 212V213H175ZM168 213V214H167ZM213 213V214H214ZM167 214V215H166ZM170 214V215H169ZM156 216V217H155ZM73 217V218H72ZM158 217V218H157ZM261 217V216H260ZM144 218H146L145 220H143ZM150 218V219H149ZM162 218V219H161ZM163 218H165L164 220H163ZM71 219L73 220V221H71ZM155 219V220H154ZM257 219V220H256ZM147 220V221H146ZM163 220V221H162ZM149 221H150V223H149ZM158 221V222H157ZM160 221H162L163 223H164V221H166L165 223H166V225H165V223H164V227H163V223L161 224L160 223ZM224 221V220H223ZM222 221V222H223ZM259 221V222H258ZM73 224H72V223ZM75 222V223H74ZM149 224H148V223ZM152 222V223H151ZM167 222H168V224H167ZM181 222V223H182ZM201 221H199V223L197 224V225H199V224H201V226L203 225V226H206V227H208L209 228V224H210V229H212V228H214V229H212L211 231V233L213 234V237H212V234L210 235H205V237H203L204 235H198L197 236V238H196V241H195V239H192V240H187V242L186 241H183V243H182V245L183 244H185V245H183L184 247H186V248H194L195 247V249L197 250H199V248L201 249V250H199V251H201L202 252V248L204 247V249H207V250H204L203 249V252H206L205 254L206 255H204L203 254V257L201 258V259H203V264H214L215 262V260L217 261V263L219 264L220 262L219 261H223V260H225V261H227V259H228V257H231L230 255H233L234 256V252L232 253L231 252V250H229V251H227V253H226V248L224 247L225 246V244H223V238L224 237H229V234H231V238L230 239H232V240H234L235 241V239H236V241H240V242H243V241H246V240H248V239H251V240H253V239H255L256 238V236L258 235L257 234V232L256 231H254V232H252V233H255V234H252L251 233V231L248 233V234H250V236H248V234H247V236H244L243 234L241 235V233H239V232H237V233H235L234 234V231L232 232V230H229L228 228H226V220L222 223L221 221H216L215 222V219L214 220H212V221H207L206 223H205V221H202L201 223H200ZM160 223V224H159ZM205 225H204V224ZM208 223V225H206ZM215 223H216V225H215ZM220 223V224H219ZM151 224V225H150ZM152 225H153V228H152ZM167 225L168 226H170V227H168V228H166L167 227ZM243 225H246V227H244ZM200 226V225H199ZM216 226H217V228H216ZM219 226V227H218ZM222 226V227H221ZM222 228V231H221V228ZM160 228V229H159ZM162 228L164 229L165 228V232L167 231L166 229H169L168 230V237H166L167 235L165 234V232L163 233V231H162ZM219 228H220V230H219ZM156 229V230H155ZM225 229H227L226 231H225ZM62 232H61V231ZM217 230V231H216ZM229 230V231H228ZM250 230V229H249ZM172 231V232H171ZM216 231V232H215ZM225 231V232H224ZM228 231V232H227ZM60 232H61V234H60ZM161 232V233H160ZM218 232H220V234L218 233ZM226 232L228 233V235L226 234ZM231 232V233H230ZM236 232V231H235ZM173 233V234H172ZM215 233V234H214ZM222 233V234H221ZM225 233V234H224ZM165 234V235H164ZM217 234V235H216ZM40 235V236H39ZM49 235V236H48ZM171 235H174L175 237H171V239H170V236ZM214 235L216 236V237H214ZM219 235H223L222 237H221V239H220V236ZM225 235V236H224ZM237 235H240V236H237ZM219 236V237H218ZM244 236V237H243ZM253 236H254V238H253ZM263 235H261L260 237H262ZM210 237V238H209ZM217 237H218V239L221 241H217L218 239H217ZM239 237V238H238ZM242 237V238H241ZM245 237H246V239H245ZM257 237H259V236H257ZM264 237V236H263ZM262 237V238H263ZM162 238V239H161ZM173 238V239H172ZM212 238V239H211ZM214 238L215 239H217V240H214ZM234 238V239H233ZM160 241H159V240ZM166 241H165V240ZM211 239V240H210ZM238 239H240V240H238ZM163 240V241H162ZM168 240V241H167ZM198 240H200L199 242H200V244L201 245H203V247L201 248V245H199L198 243ZM41 241V242H40ZM159 241V242H158ZM194 241V242H193ZM215 241V242H214ZM186 242V243H185ZM220 242V244L218 245V243ZM43 243V244H42ZM198 244V245H197ZM166 245H167V247H168V249H169V251H168V249L166 248ZM221 245V247H219ZM222 245H224L223 247H222ZM170 246V247H169ZM194 246V247H193ZM198 248H197V247ZM205 246H206V248H205ZM162 248V249H161ZM166 249V250H165ZM215 249V250H214ZM213 250H214V252H213ZM262 251H260V249L259 250H257L256 252H252V254H255V253H258L259 254V252L258 251H260V253L262 254L263 253V251H264V249L262 248L261 249ZM162 251V252H161ZM172 251V252H171ZM208 251V252H207ZM162 253V254H161ZM208 253H213L212 255L211 254H209L208 255ZM175 254V255H174ZM249 254H251V252H249ZM251 254V255H252ZM219 255H221V257H217V256ZM229 255V256H228ZM237 256H239V254H236ZM235 255V256H236ZM208 256V258L207 259H209V261H211V262H214V263H209V261L206 259V257ZM214 256L216 257V258H219V259H221V258H223V259H221V260H219L218 261V259H216V258H214ZM227 256V257H226ZM205 257V258H204ZM177 258V259H176ZM215 260H214V259ZM211 259H213V261L211 260ZM207 260V261H206ZM163 261V263H161ZM225 261H223L224 262V264H226V263H228V262H225ZM173 262V263H172ZM223 262H221V264H223ZM187 263H189V262H186L185 264H187ZM216 263V264H217ZM182 264H184V262L182 263ZM190 264V263H189Z\"/></svg>",
    "mask_w": 264,
    "mask_h": 264
},
{
    "label": "bare ground",
    "instance_id": "bare-ground-1",
    "mask_svg": "<svg viewBox=\"0 0 264 264\" xmlns=\"http://www.w3.org/2000/svg\"><path fill=\"white\" fill-rule=\"evenodd\" d=\"M71 1V0H70ZM87 1V6H81V8L82 7H84L83 9H85V10H83V9H81V8H79V10H76L74 7H73V9H75V10H73L72 9V7H70L69 6V4L67 3V2H69L68 0L67 1H65L66 3H67V5H63V6H56V8L55 7H45L44 6V4H43V7L44 8H41V6H39L38 7V5L36 6L37 8H41V10H37V15L35 16V17H31V16H34L35 14H36V10L34 11L33 10V12H35V14L33 13V12H28V15L26 14V13H24V11L25 12H27V10L30 8V7H27V6H30V5H27L26 4V7H27V9H25L24 11H23V9H21V10H17L16 9V11L15 10H10L11 8H8L7 7V9H4V10H0V22L1 21H3V20H6V19H8V21H3L2 22V26H0V28H2V29H0V44H6V45H11L12 46V44L13 45H24V43L26 44V46H21V47H24V51L23 52H21V53H19L18 52V50L16 51V49L18 48L19 49V47L20 46H16L17 48H15V50H14V52H13V54L11 55V53H12V50H11V48H14V46L13 47H11L10 49H8L9 47H6L5 46V48H3V51L4 50H8L7 52H6V54H9V50H11L10 51V54L9 55H7V56H9L10 57V59H12V60H10V61H8V60H6L8 57H6V55H5V60L6 61H8L7 63H6V65L9 67V66H11V65H13L14 63H13V60L16 62L17 61V59L16 58H19L21 61H23V64L21 63V65L20 66H18V69L19 70H21L22 71V73H23V75H24V73H27V74H29V75H25V76H23L22 74H21V72L20 71H18V72H20L19 73V75H16V76H19V77H21L20 76V74L22 75V78H23V80L21 81V79H20V81H21V83H20V81H17L18 79L16 78V76L14 77V79L13 80H15V78H16V82H19L20 84H21V86H20V84H19V90L17 89V86H16V89L18 90V91H16V89L14 88V90H15V92L13 93L12 92V94H11V91H10V89L9 88H6L5 87V89H9L8 91L10 92V95H11V98H12V102H16V103H12V104H15V107H18V105L16 106V104H19L20 103V106H21V104L22 103H24V105L26 106V108L28 109V111H26L25 110V113H27V116L29 117L30 115H31V111H39L38 112V115H39V113H41L42 111L41 110H43V112H44V110L45 111H52V112H54L53 113V115L52 116H50L49 114H48V116H47V114L45 115V113H44V115H43V117L40 119L42 122L41 123H44V124H46V126H41V125H44V124H41L40 125V127L38 128L36 125V127H34L33 125V127H34V129H33V127L31 126V124H30V126L29 127H32V128H30V130H28L27 131V129L25 130V129H23V130H25V132H23L22 131V133H21V135H20V132L18 133V136L20 135V138H21V141H28V145H29V142L32 140V139H34V138H36V139H40V141H41V143L40 144H44L46 147H45V149L47 148V150H48V146H50L49 148H50V150H48L47 152L43 149L44 148V146H43V148H42V151L39 149V148H37V150H35L34 151V149H33V151H34V157H33V161L35 160V163H36V161H42V163H43V161L45 162V164L46 165H48V167L49 168H45V169H47V171H44L43 169H44V167H43V169H41V170H43L42 171V173H41V171H40V173L38 174V175H36L37 173H36V171H35V173L36 174H34L33 173V175H36L35 176V178H31V177H29V178H31L32 179V181H31V183H30V181H29V183L30 184H32V186L33 187H35L36 188V185H37V187H38V189L40 190V192L39 193H35L34 194V191L36 190L35 188H33V189H35L34 191H32L31 193L30 192H28V197H29V200H30V196L32 195V194H34V195H32L31 196V199H35L36 201H38V203L40 202L42 205H40V206H42L44 209L43 210H40L41 208H40V206H38L37 208L39 209V210H37V213H36V215L38 216V220H40L41 222H42V225L40 224V228H39V230H40V232H42L39 236H40V239L42 240V241H47V234H49L50 235V231H51V229L53 230V228H59V229H61L63 232H65V231H67V230H64V228H65V226H67V224H68V220H69V215L71 214H69L68 212V209L70 210V208H69V204H66L65 202L66 201H64V199L65 198H61V197H59V196H57L56 195V193L54 194V193H52V190H50V188L52 189H57L58 187H59V184H58V180L60 179L59 178V176L61 177L62 176V178H63V175H65L66 174V176H67V178L68 179H66L65 180V177H64V181H67V182H71V180H70V177L72 178L73 176L75 177V175H76V177L78 176L76 173H79V176L81 175V177H82V174H86V175H90V176H92L93 177V180L95 181V180H98V182L100 181V183H101V181H103V184H104V180H106V182H107V180L109 179V177L107 176V174L108 173H106V171H104V169H100V170H96L95 171V169H96V167H98V166H96L95 168H94V170L93 169H91L90 168V166L92 165H95V164H97V165H99V162H102V161H99V156H101L100 154L101 153H103V152H99V156H98V154H97V151H98V146L95 148V146H94V144L95 145H100V138L99 137H96L95 138V136H97V135H95L94 133H97V132H94L96 129L94 128L95 126H93L92 128H94L95 130L93 131V129H91V128H89V126H90V124H93L92 122L90 123L89 121H85L86 120V116H84L85 114H87V111H89V108L88 107H92V104L90 105V100H91V98H90V96H92V94L93 93H90L88 90H84V89H86V87H87V84H86V86L84 87L81 83H82V80H81V83L79 84V82H77L76 81V79L77 78H75V79H72V77L71 78H64L63 80H61V79H52V80H50V78H52L51 76L49 77V76H47L48 74H53L54 75V77L57 75V74H59V73H62V72H67V74L69 75L70 74V72H73V74L75 73H84V72H89V71H92V70H97L98 69V67H99V65H98V67H97V65L95 64V62L96 61H93V60H97V58L103 53V52H106V50L108 49H110L112 46H110V45H112L113 44V42H112V40L110 41L109 39H107V37H109V35H110V37L113 35V38H116L115 39V42H117V44L116 45H114L115 47L113 48H111V51H112V49H114L113 51H116L118 54H120L121 56H122V58L125 60V64L123 65V67H121V68H123V69H126L127 70V72H128V70L130 71V72H134V74H135V76L136 77H134V80H132V79H129L130 81L132 80V82H130L127 78H126V80H128L127 82H126V80H125V82H124V84H123V76L121 77V78H118V76H117V78H116V80H117V82H119V84H121V85H124V86H126V84H128L127 86L129 87L128 88V90H126V96L128 97L127 99H129L130 100V104L132 103V109H134V113L137 115V117L140 119V121L143 123V126H144V124L145 125H147V126H149V128L148 129H150V132H149V134H147V135H149V136H151V139L153 138V137H158V136H164V135H167L166 137H168V136H170V135H168V134H172V135H174V134H176V135H180L181 137V140H182V136H183V139H184V136H186V135H188V136H192V135H189V134H191L193 131H192V125H191V128H187L188 127V125H186V124H184V123H181V124H184V125H186L187 127H181L182 125L180 124V122L183 120V119H185V118H187V117H189V119H190V116H193V115H195V116H197V115H201V116H203V115H212V116H214L215 117V119H214V117H212L213 119H212V121H214V120H216V118H221V116H224L226 113H224V111H222V110H225L226 109V107L224 106V108L225 109H220L221 107H222V105H221V107H218V106H220V105H216V102H215V105L216 106H214L212 103H210V100H209V102H205L206 100H207V97L206 96H201V97H206V100H203V99H205V98H202V100H200V101H202V103H201V105H199L200 107L199 108H196L195 106H193L192 104H188L187 102H185V101H183L182 99H183V96H181L182 97V99H178V98H176L175 96V92H173L172 94L174 95V98H176V99H173V100H170V102H167L168 100L166 99V101H161V100H159V98H158V96H156V92H155V90H157L158 89V86H159V84L160 85H162V89H163V86H165V87H167V86H169L168 88H169V90L171 89L170 87H172V86H175V88L177 89V86H178V88L179 87H181L182 89H183V91H182V93L183 94H188V95H192V97H193V94H195V93H197V92H199L200 90L201 91H204L206 88L208 89V85H207V87H206V85H205V87L206 88H204V90H202L203 89V85H204V80H205V77L206 76H203V72H207V71H210L211 69H213V64H214V62H213V64H211V63H209L210 61H211V59H210V61H208L209 60V58H211L212 57V60L214 61V54L216 55V53H214V52H218L219 53V51H214L215 49L214 48H216V47H212L213 48V55L211 56V57H209V55H208V57L209 58H207L206 59V61L204 60V59H202V58H200V59H202V60H204V61H202L201 60V62L200 61H198L197 63H199L200 62V64H197L198 66L197 67H195V64L193 65L195 68V70L196 71H198L199 70V74L201 73L202 75H197L198 73L197 72H195V75H192L191 76V74L190 73H187V74H190V75H187L186 73L184 74V72H185V69L187 68V67H189L191 64H193L194 63V61H196L195 59L193 60L192 59V56H189L188 54H190V53H188V54H186V52H176V49H175V54H173L172 55V57L170 58L171 60L170 61H168V62H163V64H162V62H161V68L159 67V68H155V67H157V66H155L154 67V69L152 68H150L151 67V65H150V67H148L149 66V62H150V60H152L153 58L155 59L156 57L157 58H160L159 57V55L162 53H167V52H165V51H167V49L169 48H172L173 46H175V47H180V48H184V47H187V49H189L188 48V46H192V47H194V45L196 46V43H200V41H201V39L202 38H210L209 36L212 34V33H214L213 31H216V33H218L217 31H218V29H217V19H218V16H219V14L220 13H218V12H220V11H212V12H208V13H204V19L207 21V23L206 24H208V22H209V24L211 23V22H213V23H215L214 25L215 26H217L216 27V29L214 28V26H212V24L213 23H211L210 25L212 26V28H210V25H208V27H207V29H206V31H204V30H202V28L204 27V24H202L203 26H201L200 24H198V22H196L195 20V22L194 21H192V22H190V21H186L185 22V19H184V21H181V19L180 20H178L177 19V17H178V15H180V14H183V13H185V12H187V10H189V11H191V10H195L194 8H200L201 10L203 9V8H205L206 6H207V8H208V5H211V4H208V2L210 3V1H208L207 0V2H206V0H205V4H203V2H204V0H136V1H132V0H130V2H125L124 3V1H123V5L121 4L122 2H120V4L122 5L121 7H120V11L119 12H117L116 10H115V13H112V14H109L110 12H114V10L112 11V10H110V12L108 11V13H107V15H101V14H97L96 12H97V10L95 11V10H90L91 8H93V7H91L94 3V1H92V3L89 1V0H86ZM152 1H153V4H156L157 2H158V7H160L159 5H161V7L160 8H158L157 7V10H155L153 7H151V4L150 3H152ZM223 1V0H222ZM228 2L229 0H225V2ZM231 1V0H230ZM238 1V0H237ZM236 1V2H237ZM34 2H36V0L34 1ZM64 2V3H65ZM97 2V1H96ZM118 2V1H117ZM116 1L115 2H112V6L114 5V4H117V5H120L119 4V2L117 3ZM156 2V3H155ZM200 2H202V6L201 7H199V4H201ZM226 2V3H227ZM232 2H233V0L231 1V4H232ZM114 3V4H113ZM196 3V4H195ZM220 3H221V1H220ZM229 3V2H228ZM234 3H235V1H234ZM234 3H233V5H234ZM238 3V2H237ZM236 3V4H237ZM240 1H239V5H240ZM9 4H11V3H9ZM30 4V3H29ZM31 4H33V3H31ZM38 4V3H37ZM91 4V5H90ZM193 5V7H192V5ZM207 4V5H206ZM225 4V3H224ZM231 4H230V8H231ZM34 5V4H33ZM32 5V6H33ZM40 5V4H39ZM117 5H115V7H117ZM169 5H172V6H174V8H171V6H170V8H171V12H169V10L168 9H170V8H168V6ZM196 5H198V6H196ZM214 5V4H213ZM212 5V6H213ZM226 6H225V8H228V4H225ZM237 6V5H235L236 6V10H237V7H241V6ZM148 6H150L151 8H153V12H155L156 11V13L159 15V16H165L166 17V15L167 16H170V18L171 19H168L169 20V22H170V20H172L173 22H171V23H173V24H171V26L169 27V29L167 28V29H164V27H163V29H161V28H159V29H150V28H148V26H146L145 27V25H143L144 24V22L146 21V20H144V18H146V15H147V10H148V13H149V8H146V7H148ZM167 6V10H165V7ZM243 6V5H242ZM4 7H5V5H4ZM210 7V6H209ZM32 8H34V6L32 7ZM36 8V9H37ZM197 8V9H198ZM206 8V9H207ZM235 8V7H234ZM233 8V10H235ZM242 8V7H241ZM244 8V7H243ZM35 9V8H34ZM134 9H136V10H138L140 13H138V14H136L135 12H133L134 11ZM229 9V8H228ZM232 9V8H231ZM231 9H230V11L229 12H231ZM233 10H232V12H233ZM239 10V9H238ZM243 10H245V9H243ZM259 10H262L263 12H264V6H262L261 7V9H259ZM13 11V12H12ZM23 11V12H22ZM28 11H32L31 9L30 10H28ZM198 11V10H197ZM197 11H195V12H197ZM207 11H208V9H207ZM224 11H226V10H224ZM240 11V10H239ZM239 11H237L238 13H239ZM10 12H12V15H10ZM16 12V14H13V13H15ZM22 12V13H21ZM57 13V15L59 14V16H56V18L55 17H52L51 15H56V13ZM117 12V13H116ZM125 12V13H124ZM146 12V13H145ZM151 12V11H150ZM222 12V14H221V16L223 15V10L221 11ZM229 12H227V13H229ZM231 12V13H232ZM235 12V11H234ZM29 13H32L31 15H29ZM51 13V14H50ZM53 13V14H52ZM55 13V14H54ZM155 13V14H156ZM188 13V12H187ZM191 13V12H190ZM190 13H188L187 15H186V13L184 14V16H187V18H188V15L189 16H191V14ZM202 12L200 13V11H199V15L200 14H203ZM150 14V13H149ZM198 14V13H197ZM239 14H241V12L239 13ZM15 15V16H14ZM64 15H68L67 17L68 18H71V19H75V18H78L80 21H79V23H78V20L77 21H75V22H77V24L74 26V29H76V31H72L73 33L75 32V34H73V33H71L72 34V37H71V35L68 37L67 35H69V33L71 32V30H68L69 28L67 27V26H70V24H71V22H72V20L70 21L69 19H67V17L65 18V17H63ZM241 15H243V13L241 14ZM11 16H14V17H11ZM149 16V15H148ZM147 16V17H148ZM155 16V15H154ZM193 16V17H192ZM192 18L191 19H193L194 18V16L195 15H193L192 14ZM226 16L229 18L231 15H229L228 16V14H226ZM31 17V18H30ZM51 17V18H50ZM199 16H197L196 18H198ZM216 17V18H215ZM220 17V16H219ZM10 18H11V21H10ZM54 18V19H53ZM158 17H156V19H157ZM164 18V17H163ZM180 18V17H179ZM186 18V17H185ZM190 18V17H189ZM188 18V19H189ZM195 18V19H196ZM200 18V17H199ZM234 18H235V16H234ZM158 19H161V18H158ZM202 18H200L199 20H201ZM220 19H221V17H220ZM231 19V18H230ZM233 19V18H232ZM236 19H237V17H236ZM236 19H234V20H236ZM240 19V18H239ZM190 20V19H189ZM242 20V19H241ZM241 20H239V22H238V20H237V26L239 25V23H242V25L243 26H246V25H244L243 23H245V22H249L250 24H251V22L254 20V18L253 17H250L249 15H247L245 18H244V20H243V22H241ZM144 21V22H143ZM226 20H225V18H224V23H226L225 22ZM233 21V20H232ZM231 21V22H232ZM262 21H263V19H262ZM257 22V23H260V24H262L263 22ZM141 22H143V24L141 23ZM202 22V21H201ZM70 23V24H69ZM221 23V22H220ZM252 23H255V22H252ZM72 24H73V22H72ZM71 24V25H72ZM246 24V23H245ZM145 27V28H143V26ZM168 25V24H167ZM169 25H170V23H169ZM233 25H234V23H233ZM232 25V26H233ZM241 24H240V26H242ZM249 25V24H248ZM252 25V24H251ZM250 25V28L252 29V28H257V30L258 29H260L259 28V24H253V26H251ZM256 25H259V26H256ZM63 26H66V29H65V27H63ZM138 26H142V27H138ZM201 26V30L202 31H199L200 29H199V27ZM207 26V25H206ZM205 26V27H206ZM225 26V25H224ZM231 26V24H229V25H227V27L225 28V30H227V28L229 27H232ZM236 26V25H235ZM236 26V27H237ZM45 27H47V31H48V29H49V31H48V33H47V31L45 30V33H47L46 35H45V33H43V36H38L37 34H39L38 32L40 31V30H38L39 28H45ZM61 27H63L64 29L63 30H66V31H64L65 32V34H64V36L63 35H61L62 33L60 32L62 29H61ZM72 27V26H71ZM159 27V26H158ZM221 27V26H220ZM219 27V28H220ZM223 27V26H222ZM221 27V28H222ZM155 28V27H154ZM224 28H223V30H224ZM250 28H248V29H245L243 32H240V33H243V34H241V36L242 35H244V33L245 32H247V30L248 31H250ZM255 28V29H256ZM263 28V27H262ZM261 28V30H258V31H254L252 34H250V33H248V35L250 36V37H248V35L246 34V36H247V39L249 40V42L246 40V38H245V36L244 37H238L237 35H236V37L234 38L233 36L231 37V38H228V36H226V37H224L221 33L219 34L218 33V35H220V36H222V42L224 41V43L226 42V44L228 43L229 45H231V47H230V49L228 50V52L229 51H232L233 50V52H235V50L236 49H240L241 50V48H240V46H241V43H243V48H244V46H245V48H244V50H243V52H244V54L246 53V52H248L247 50H248V48H249V51H250V47H246V46H248L249 44H251V43H253V45H251L252 47V50L251 51H253V49H254V52H256V54H255V56H257V52H258V55L260 54V52H261V57H264V51H263V48L264 47H262V49H261V47L259 46V44H260V41H262V44H264V41H263V37H264V33H262L263 32V29ZM61 29V30H60ZM71 29V28H70ZM232 29H233V27H232ZM237 29H239L238 31H237ZM236 29V32L238 33L239 31H240V29H241V27H238ZM36 30H38L37 31V33H34ZM42 30V29H41ZM57 30H59L58 31V33H57ZM136 30V31H135ZM221 30V29H220ZM223 30H221V32L223 31ZM233 30H235V28L233 29ZM7 32V33H5V32ZM27 31V35H26V32ZM69 31V32H68ZM241 31H242V29H241ZM259 31H262V32H259ZM31 32V33H30ZM63 32V31H62ZM67 32H68V34H67ZM40 33H41V31H40ZM10 34V35H9ZM11 34H12V36H11ZM26 35V37H28V35L30 34V36L32 37V34L34 35L33 36V38L34 37H36V36H38V40L36 39V38H34L33 40H37L38 42H37V44H36V42H35V44L36 45H31V44H28L27 45V43L28 42H24L23 43V41H27L28 40V38L26 39V37H25V35ZM36 34V35H35ZM56 34L57 35H59V38H60V40L58 41V39L55 37L56 36ZM215 34V33H214ZM213 34V35H214ZM225 35H229L228 33L226 34V33H224ZM14 35V36H13ZM66 35V36H65ZM74 35V36H73ZM60 36H62V37H64V38H62V37H60ZM95 36H97V39L95 38ZM116 36V37H115ZM215 36V35H214ZM230 36H231V34H230ZM240 36V35H239ZM31 37H29V38H31ZM39 37H40V39H39ZM51 37V38H50ZM52 37H54V39L52 38ZM65 37H68L67 38V40L65 39ZM91 37V38H90ZM238 37V38H237ZM26 40H25V39ZM61 38H62V40H63V42H62V40H61ZM86 38H90V40H92V38H95L96 40L94 41H88V40H86ZM112 38V37H111ZM212 39L214 38V37H211ZM218 38H221V37H218ZM253 39L252 41L253 42H251L250 41V39ZM207 39H203V40H207ZM30 40H32V38L31 39H29V43H32ZM35 40V41H36ZM107 40H109L111 43H109V41H108V45L109 46H107V45H105L106 44V42H107ZM66 41V43H64ZM218 41H219V39H218ZM221 41V40H220ZM258 41V43L256 44V42ZM58 42V43H57ZM205 42V41H204ZM207 42V41H206ZM205 42V43H206ZM213 42H214V44L216 43L215 41H210V39L208 40V42L205 44V45H203V46H205V48H207V47H210V45H213ZM222 42H221V45H222ZM241 42V43H240ZM62 43H63V45H62ZM201 43H203L202 41H201ZM218 43V42H217ZM66 44V45H65ZM219 44V43H218ZM226 44H224L223 45V47L224 46H226ZM240 44V45H239ZM61 46V48H63V46L65 47L63 50H64V53H65V57H66V54L68 55L67 56V58L69 57L70 59H71V61L70 62H65V61H63L62 60V58H60V57H58V55H57V53H56V55L57 56H54L53 54L54 53H50V56H51V54H52V59L51 58H48L47 57V60L44 62V63H46V62H51V63H49V64H52L53 65V70L51 69V68H49L48 67V63L47 64H45V65H47V66H45L44 64H42L43 63V60H41V59H43L44 57H42L41 55L42 54H44V56L46 55V50L47 49H51V47H55V46ZM201 45V46H202ZM228 45V46H229ZM217 46V45H216ZM218 46H220V45H218ZM192 47H190L191 49H192ZM199 47V46H198ZM222 47V48H223ZM195 48V47H194ZM192 49L193 51L197 48V46H196V48L195 49ZM202 48V47H201ZM212 48L210 49V50H212ZM2 49V48H1ZM168 49V50H169ZM186 49V50H187ZM189 50V52H192V50ZM200 49V48H199ZM198 48H197V50L196 51H200ZM219 50H222L221 48H218ZM226 49V51H227V48H225ZM247 49V50H246ZM20 50H21V48H20ZM23 50V49H22ZM58 50V49H57ZM63 50H60V47H59V50L58 51H62L63 52ZM181 50V49H180ZM183 50H185V49H183ZM185 50V51H186ZM202 50V49H201ZM206 49H204V47H203V50L202 51H204L205 52V54H209V49L208 50H206V51H209L208 53H206V51H205ZM2 50L0 51V54L3 52ZM53 51V50H52ZM51 50H50V52H52ZM110 51V52H111ZM223 51H224V48H223ZM237 51V50H236ZM16 52V53H15ZM48 53H49V51H47ZM57 52V51H56ZM212 52V51H211ZM237 52H239V51H237ZM242 52V51H241ZM112 53V52H111ZM174 53V52H173ZM185 53V54H184ZM196 53V52H195ZM240 53V52H239ZM251 53V52H250ZM250 53H247V54H250ZM106 54H107V52H106ZM220 54V53H219ZM219 54H217V55H219ZM242 54V53H241ZM243 54V55H244ZM12 57H11V56ZM48 55V54H47ZM62 55V54H61ZM60 55V56H61ZM105 54L103 53V56H104ZM165 55L166 54H164V56H163V58L165 59L166 57H165ZM169 55V54H168ZM217 55H216V57H217ZM227 55H228V53H227ZM231 55H232V53H231ZM231 55H229V56H231ZM242 55V56H243ZM251 55V54H250ZM249 55V57L248 58H250L251 56ZM196 56V54L194 55V57ZM221 56H224V55H221ZM234 56H236V54L234 55ZM233 56V57H234ZM247 56V55H246ZM254 55H253V52H252V57H255ZM2 57H3V53H2ZM46 57V56H45ZM61 57H63V59H65V60H67L65 57H64V55L63 56H61ZM100 57H102V55L100 56ZM220 57V56H219ZM225 57L226 56H224V57H221L222 59H220V61L219 62H221V65H218V64H220V63H218L217 61H215V62H217V63H215L214 65L216 66V64H217V68L214 66V68H216V69H218V70H216L218 73L220 72V73H223L224 74V72L226 71V68H224L222 65H224L223 64V62H222V60L224 61V62H228V61H225ZM250 58V59H253V58ZM261 57H258L259 58V60L261 59ZM0 58H1V55H0ZM4 58V57H3ZM68 58V59H69ZM122 58H119V61L120 60H122ZM156 58V60H158ZM169 58V57H168ZM196 58V57H195ZM218 58V57H217ZM232 58V56L230 57V59ZM239 58H241V55H240V57L238 56V59ZM248 58H243L245 61H242L241 59H240V61H242V63H240V65H237V64H239L238 63V59H236V57L235 58H233V60H236V62H235V68H236V66L238 67V68H236L235 69V71H237V69H238V71L240 72L242 69H244V71H242V72H245V71H250V74H249V72H248V76L249 77H251L253 74H256V71H255V69L256 68H261L260 66L262 65V67H263V64H262V62H261V60H260V62L261 63H259V60H257L256 62L260 65H258V67L257 66H254V65H252L251 63H250V61H252V60H249ZM9 59V58H8ZM19 59H18V61H19ZM44 59H46V58H44ZM51 59V61H48V60H50ZM101 59V58H100ZM99 59V60H100ZM103 60L102 61H104L105 60V63H106V61H108V59H106V57L104 58H102ZM111 59V58H110ZM191 59H192V61H193V63H192V61H191ZM197 59V58H196ZM246 59H248V60H246ZM264 59V58H263ZM4 60V61H5ZM98 60V61H99ZM116 60V59H115ZM216 60H218V59H216ZM238 60V61H237ZM255 60H256V58H255ZM0 61H2V58H1V60ZM11 61H12V63H11ZM18 61L16 62V63H18ZM20 61V62H21ZM69 61V60H68ZM117 61H118V59H117ZM118 61V62H119ZM160 61V60H159ZM246 61H248L251 65H252V67H255V69L254 68H252V67H250L249 66V63H247ZM9 62L11 63V65L9 64ZM20 62H19V64H20ZM101 62V60L99 61V63ZM156 62V61H155ZM155 62L153 63V65L155 64ZM158 62V61H157ZM117 63V62H116ZM160 62H158V64H159ZM165 63V64H164ZM229 63H230V61H229ZM228 63V64H229ZM233 63V62H232ZM231 63V64H232ZM255 63V62H254ZM253 63V64H254ZM1 65H0V68H2V66L4 65V64H2V62L0 63ZM152 64V63H151ZM157 64V65H158ZM226 64V63H225ZM256 64V63H255ZM6 65H5V67H3V68H7L6 67ZM16 65V64H15ZM103 65H104V62H103ZM117 65H121V64H119V63H117ZM117 65H116V67H117ZM227 65V64H226ZM17 66V65H16ZM13 67V69H15V68H17V67ZM104 66H108V63H106ZM104 66H102V68H101V70H103L105 73H107V72H111V71H109L107 68H110V67H104ZM220 66V67H219ZM225 66V65H224ZM228 66V65H227ZM51 67V66H50ZM153 67V66H152ZM190 68V67H189ZM219 68H221V69H219ZM264 68V67H263ZM262 68V69H263ZM51 69V70H50ZM100 69V68H99ZM114 69H116V68H114ZM194 69H193V67H192V70H193V72H194ZM198 69V70H197ZM222 69H224L223 71H222ZM262 69H256L257 70V72L259 71V70H262ZM1 70V69H0ZM9 70V69H8ZM7 70V71H8ZM10 70H12V67H11V69ZM101 70H98V72H101ZM222 72H221V71ZM264 70V69H263ZM53 71V72H52ZM102 71V72H103ZM116 71V70H115ZM237 71V72H238ZM6 71H4V69H3V72H2V70H1V72H0V81H4L5 80V78H6V75H8L7 73L8 72H6V75L4 74ZM17 72V73H18ZM69 72V73H68ZM93 72V71H92ZM92 72H90V74L92 73ZM95 72V71H94ZM94 72H93V74H94ZM187 72V71H186ZM247 72H246V74H247ZM14 73H15V71H14ZM13 73V74H14ZM97 73V72H96ZM124 73H126V72H124ZM197 73V74H196ZM209 74H210V72H208ZM217 73V74H218ZM9 74H10V72H9ZM12 74V73H11ZM16 74V73H15ZM75 74L73 75V76H75ZM100 74V73H99ZM102 74V73H101ZM110 74V73H109ZM108 74V76H112V73L109 75ZM194 74V73H193ZM252 74V75H251ZM262 74V73H261ZM261 74L259 75L260 76V78H259V76H258V74H256V75H253V76H256L255 77V79L257 78L258 80H255V81H252V82H254V87L255 88H257L256 87V85H258V87H259V89H255V91L257 92H255L256 94H257V96H260V97H263L262 95H258L260 92V94H262L263 92H262V90L264 89V79H262L261 77H263V75L264 74H262V76H261ZM62 75V74H61ZM67 75V76H68ZM70 75H72V74H70ZM77 75V74H76ZM87 75V74H86ZM107 75V74H106ZM106 75H104V76H106ZM113 75H114V73H113ZM205 75V74H204ZM65 76V73L63 74V76H61L60 78H62V77H64ZM84 76V75H83ZM82 76V77H83ZM92 76V75H91ZM108 76H106V77H108ZM214 76L215 77H217L215 74H214ZM8 77V76H7ZM49 77V78H48ZM58 77V76H57ZM69 77V76H68ZM76 77H78V75L76 76ZM81 77V76H80ZM109 77V78H110ZM113 77V76H112ZM116 77V76H115ZM115 77H113V80H115L114 78ZM120 77V76H119ZM132 76H130L129 78H131ZM204 77V78H203ZM208 77V76H207ZM220 77V76H219ZM9 78H10V75H9ZM12 78H13V75H12ZM138 80V81H136V79ZM87 79V78H86ZM118 79H120V81L118 80ZM250 79V78H249ZM253 79H254V77H253ZM59 80V81H58ZM80 80V79H79ZM88 80V79H87ZM208 80V79H207ZM209 80H211V79H209ZM219 80V79H218ZM222 80V79H221ZM248 80V79H247ZM6 81V80H5ZM15 81H13L12 83L14 84H12L13 86L12 87H15ZM133 81H134V83H133ZM220 81V80H219ZM224 81V80H223ZM223 81H221L222 83H220V84H224V82ZM7 82V81H6ZM45 82V84L47 85V86H45L43 83ZM47 82V83H46ZM209 82V81H208ZM215 82V81H214ZM226 82V81H225ZM247 82V81H246ZM252 82H250V84H253ZM2 83V82H1ZM0 83V84H1ZM88 83V82H87ZM90 83V82H89ZM133 83V84H132ZM210 83V82H209ZM217 83V81L214 83V84H216ZM249 83V82H248ZM3 84H5V82L4 83H2L1 85H0V87H2V85ZM16 84H18V83H16ZM23 84V85H22ZM130 84H132V87L130 88ZM205 84H207L206 83V81H205ZM214 84L212 85V86H214ZM5 85H7V83L5 84ZM35 86V85H43L45 88L43 89V87L40 89L39 87H37V88H39V90H41V91H43L44 90V94L46 93H48V94H50V92L49 91H51V89L52 90H54L55 92H58V91H56L57 89H61L62 88V90H63V88H65L67 91L68 90H70L74 95H76V96H73V97H75L74 98V100H76V98H79V100H81L79 103L81 104V108H82V111H83V109H84V112H85V109L87 110L85 113H84V118H85V120L84 119H80V117L78 118V116L76 117V118H78V120H74V121H76V124H75V127H74V124H73V126H71V121H70V124L68 125V126H71V127H74V129L72 130V129H70L68 126H66V127H68L67 129H65V128H63V127H61V125H60V127L58 126V127H53V126H48V125H50V124H48V122H52L51 120H53V119H57L58 121H59V118L60 117H57V116H59V115H63L64 113L66 114L67 112H70L71 113V111L75 108V106L77 107V104H75L74 102H73V100L72 99H68V97H66V99H64V98H62V97H60L59 96V94L56 96V97H60L61 98V100H63L62 102L60 101V102H54L52 99H49V98H46L45 96H47V95H45L44 97L43 96H38V94L36 95L35 93H33L34 91L35 92H38V90L36 91V87L32 90V88L33 87H31L30 88V86ZM218 85H219V82H218ZM221 85V86H222ZM224 85H226V83L224 84ZM124 86L122 87V88H124ZM227 86V85H226ZM225 86V87H226ZM253 86V85H252ZM210 87H211V85H210ZM218 87V86H217ZM217 87H216V89H213V90H211V91H208V90H206L207 92H209V95H210V97L212 98L211 99V101H213V100H218V103H219V101H221L222 102V99L224 98L223 96L221 97V95H224L225 94V92H222V91H218L217 90ZM224 87V86H223ZM233 87V86H232ZM262 87H263V89H262ZM2 88H4V87H2ZM47 88L48 89H50V90H48V92H47ZM84 88V89H83ZM121 88V89H122ZM167 88V89H168ZM173 88V87H172ZM180 88V89H181ZM219 88H220V85H219ZM234 88V87H233ZM45 89H46V92H45ZM160 89V88H159ZM181 89V90H182ZM222 90H223V88H221ZM225 89V88H224ZM228 90H229V86H228V88H227ZM262 89V90H261ZM7 90H4V89H1L0 88V100L1 99H4V105L2 106V107H0V112H4V114H5V112H7L8 113V110L13 106H11V104H10V102H8L7 103V100L5 101V97L7 96V98H9L8 97V91ZM164 90V89H163ZM165 90H166V88H165ZM165 90H164V92H165ZM210 90V89H209ZM227 90V91H228ZM230 90H233V89H231V87H230ZM261 90V91H260ZM7 91V92H6ZM54 91H53V93H54ZM65 91V90H64ZM88 91V92H87ZM123 91H124V89H123ZM174 91H176V90H174ZM258 91H259V93H258ZM61 92V91H60ZM66 92V91H65ZM65 92H64V94H65ZM69 93V95L70 94H72V93ZM170 92V91H169ZM169 92L167 93V94H169ZM177 92V91H176ZM181 92V91H180ZM222 92V93H221ZM232 92V91H231ZM243 92V91H242ZM241 91H240V93H242ZM245 92V91H244ZM243 92V93H244ZM62 93H63V91H62ZM161 92H159V94H160ZM202 92H200L199 94H201ZM236 93H238V92H236ZM43 93H41V95H42ZM43 94V95H44ZM180 94V93H179ZM178 94V95H179ZM185 94V95H186ZM207 95H208V93H206ZM205 94V95H206ZM245 94V93H244ZM246 94H247V92H246ZM245 94V96H247ZM256 94H253V97H257L256 96ZM40 95V94H39ZM51 95H52V91H51ZM67 95V94H66ZM66 95H64V97L66 96ZM123 96L125 95V92H123V94H122ZM158 95V94H157ZM172 95V96H173ZM198 95V94H197ZM227 95H230V94H228V92L226 93V95H224V96H226V97H228ZM255 95V96H254ZM63 96V95H62ZM169 96V95H168ZM161 97V96H160ZM170 97V96H169ZM190 97V96H189ZM198 97H200V95H198ZM200 97V98H201ZM209 97V96H208ZM220 97H221V99H220ZM225 97V98H226ZM239 97H240V95H239V93H238V95H237V97L236 98H238L239 99ZM242 97H244V96H242L241 95V98ZM248 97V96H247ZM253 97H251L252 98V100L254 99ZM53 98V97H52ZM60 98H59V100H60ZM72 98V97H71ZM142 98L144 99L143 100V104L141 103H139V104H135L136 102H138L139 100H142ZM165 98V97H164ZM163 98V99H164ZM172 98V97H171ZM179 98H180V95H179ZM246 98V97H245ZM249 99H250V97H248ZM248 98H246L245 100L247 101V99ZM54 99V98H53ZM58 99V98H57ZM127 99H125V100H127ZM188 99V98H187ZM190 99H193V98H190ZM190 99H188L187 101L189 102L190 101ZM199 99V98H198ZM198 99H197V101H194V100H196V95H194V100H191L192 102L191 103H193V101L194 102H199L198 101ZM220 99V100H219ZM228 99V98H227ZM227 99H224L225 101H227ZM244 99V98H243ZM243 99H241L240 101H242V102H244L243 101ZM55 100V99H54ZM223 100V101H224ZM263 100V99H262ZM2 101V100H1ZM10 101V100H9ZM128 101V100H127ZM127 101H126V103H127ZM145 101V102H144ZM204 101V102H203ZM245 101V102H246ZM250 101H251V99H250ZM261 101V100H260ZM5 102L7 103V104H5ZM18 102V103H17ZM75 102H77V101H75ZM139 102H141V101H139ZM244 102V103H245ZM249 102V101H248ZM247 102V103H248ZM255 102H256V100H255ZM255 102H253V103H255ZM262 102H264V101H262ZM2 103V102H1ZM1 103H0V106H1ZM78 103V108H79V104ZM91 103H93V102H91ZM200 103V102H199ZM198 103V104H199ZM213 103H214V101H213ZM217 103V104H218ZM225 102H223V104H224ZM250 103H252V102H249V105H250ZM252 103V105H254ZM194 104V103H193ZM221 104V103H220ZM225 104H227V105H230L231 106V104H228V101L225 103ZM23 105V104H22ZM195 105V104H194ZM246 105V104H245ZM249 105H246V106H249ZM230 106L227 108V114H226V116L227 115H230V113H229V111H231V110H228L229 108H230ZM243 106V105H242ZM246 106L244 107V109L246 108ZM259 108H262V107H264V104L262 103V105H261V102H259ZM257 106V107H258ZM14 107V106H13ZM12 107V108H13ZM254 107V106H253ZM22 108H24V106L22 107ZM93 109H95L94 108V105H93V107H92ZM129 108V107H128ZM131 108V107H130ZM232 108H233V110L235 109V107H233L232 106ZM248 108V107H247ZM16 110V108H13V110ZM237 109H238V107H237ZM237 109H235L234 111H236ZM263 109V108H262ZM7 110V111H6ZM12 110V109H11ZM11 110H10V112H11ZM18 110H19V107H18ZM21 110V109H20ZM74 110H76V109H74ZM81 110V109H80ZM222 112H221V111ZM233 110H232V112L231 113H233V115L234 114H236V117H237V115H238V113L240 114L241 113V106L239 107V109H238V111H236V112H233ZM257 110V109H256ZM255 110V111H256ZM264 110V109H263ZM263 110H259V111H263ZM22 111V110H21ZM21 111H19L18 112V115L17 116H15V118L16 117H18V116H20V114H22V113H24V110H23V112L21 113ZM78 111V110H77ZM91 111V110H90ZM226 111V110H225ZM240 111V112H239ZM242 111L244 112V110L242 109ZM246 111V110H245ZM2 112V113H3ZM28 112H31L29 115H28ZM73 112V111H72ZM81 112V111H80ZM79 112V113H80ZM93 112V110L91 111V113ZM98 112V111H97ZM242 112V113H243ZM49 113V112H48ZM69 113V114H70ZM74 113V112H73ZM90 113V112H89ZM89 114L90 116L91 115H95L96 116V119H98L97 118V116H98V114ZM94 113H95V110H94ZM133 113V114H134ZM222 113H224V115H222ZM241 113V114H242ZM3 114V115H4ZM72 114V113H71ZM74 114H76L77 115V112L76 113H74ZM74 114H73V116L71 115V117L70 118H72V117H74ZM81 114V113H80ZM160 114V115H159ZM6 115V114H5ZM33 116H35V115H37V114H32ZM37 115V116H38ZM41 115V114H40ZM156 115H159V118H157V116ZM232 114L230 115V117L231 116H233ZM243 115V114H242ZM245 115V116H244ZM244 115H243V117H246L247 115H246V113L244 112ZM262 115V114H261ZM260 115V116H261ZM0 116H2V114L0 113ZM22 116H23V114H22ZM22 116H20V117H22ZM24 116H26V115H24ZM24 116L22 117V118H19V119H14V120H12V122L13 123H15V126H17V129H20L21 128V124L24 122ZM26 116V117H27ZM68 116V115H67ZM80 116V115H79ZM89 116V117H90ZM194 116V117H195ZM207 116H205V118L204 119H202L201 118V120L203 121H205V119L207 118ZM239 116L240 115H238V118H239ZM249 116V115H248ZM248 116H247V118H248ZM31 117V116H30ZM65 117V116H64ZM64 117H62V120H63V123H64V120L65 119H68L69 120V118H65V119H63ZM89 117H87V118H89ZM92 117H94V116H92ZM194 117H193V119H194ZM200 117V116H199ZM230 117H228V118H230ZM242 117V116H241ZM240 117V118H241ZM242 117V118H243ZM14 118V117H13ZM34 118V117H33ZM38 118H40V116L38 117ZM37 117H36V119H38ZM91 118V117H90ZM89 118V119H90ZM246 118V119H247ZM264 119V116H262L261 117V120H263ZM74 119V118H73ZM89 119H87V120H89ZM91 119H94V118H91ZM139 119H138V121H139ZM195 119H196V121L198 120V118L197 117H195ZM223 119V118H222ZM231 119H233V118H231ZM243 119H245V118H243ZM249 119V118H248ZM32 120V119H31ZM39 120V119H38ZM61 120V119H60ZM95 120V119H94ZM99 120V119H98ZM98 120H96V121H98ZM210 120V119H209ZM242 120V119H241ZM26 121V120H25ZM56 121V120H55ZM67 121V120H66ZM66 121H65V123H66ZM184 121H186V120H184ZM207 121H208V119H207ZM211 121V120H210ZM209 121V123L207 124L206 122V124L208 125V127L209 128H214V129H211V131L209 132V131H207L206 129L205 130H203V129H201V128H199V129H197V127L195 126V128L194 129H196V130H194L195 132H193V134H195V135H193L194 136V139L195 138H198V140H202V142L203 141H205L206 142V140L208 141V140H211V139H213L214 140V138L215 137H219V135H222L221 133H223V135L226 133V132H221L222 130H221V125H220V129H218V127L216 128V126H215V124L211 121L210 122ZM221 121V120H220ZM225 121V120H224ZM236 121V120H235ZM248 122H246L245 124H243L242 123V125L244 126V127H246V128H249V129H252V128H258L257 127V125H259L260 126V122H259V124H258V122H257V125H256V123H254V122H252V120H251V122L249 121V120H247ZM27 122H29L28 120H27ZM57 122V121H56ZM56 122H54V123H56ZM68 122V121H67ZM12 123V124H13ZM39 123V122H38ZM61 123H62V121H61ZM75 123V122H74ZM187 123H188V121H187ZM205 123H202V124H205ZM23 124H26V123H23ZM22 124V125H23ZM28 124V123H27ZM32 124H34V123H32ZM40 124V123H39ZM48 124V125H47ZM51 124H53V123H51ZM141 124V123H140ZM189 124V123H188ZM205 124V125H206ZM222 124V123H221ZM227 125L229 124V123H226ZM235 124H239V122H237V123H235ZM262 124H264V123H262ZM262 124H261V127H262ZM14 125V124H13ZM59 125V124H58ZM62 125H67V123L66 124H62ZM95 125H96V123H95ZM99 125V124H98ZM181 125V126H180ZM190 125V124H189ZM225 125V124H224ZM223 125V126H224ZM232 125V124H231ZM230 125V126H231ZM234 125V124H233ZM232 125V126H233ZM240 125H241V123H240ZM241 125V126H242ZM97 126V125H96ZM102 125L100 124L99 126H98V129H99V127H101ZM230 126H228V128L230 127ZM239 126V125H238ZM238 126H234V127H237L238 128ZM240 126V127H241ZM264 126V125H263ZM19 127V128H18ZM190 127V126H189ZM226 126H224V128H225ZM239 127V129H240V131L239 132H241V128ZM243 127V128H244ZM37 128V129H36ZM246 128H244V129H246ZM260 128V127H259ZM21 129V130H22ZM29 129V128H28ZM223 129V128H222ZM234 130H238V129H236V128H233ZM71 130V131H70ZM224 130V129H223ZM227 132H230L231 131V129L229 128V131L227 130V128L225 129ZM247 131H245V130H242V133L244 132V137H246V135H247V132L249 131L248 129H246ZM253 130V129H252ZM256 130V129H255ZM260 130H263V128H260ZM259 129H257L256 131H260ZM27 131V132H26ZM192 131V132H191ZM256 131H252L253 133H255ZM264 131V130H263ZM17 132V131H16ZM98 132H100V130L98 131ZM101 132H102V130H101ZM147 132V131H146ZM221 132V133H220ZM233 131H231L230 133H232ZM236 132V131H235ZM249 132H251V130L249 131ZM63 133H65V134H67V135H69L68 137H70V138H68V141L66 140V139H63V138H61V139H63L62 141L64 142V140H65V144L66 143H72V144H69L68 146H70L71 145V147L69 148H67V149H65L66 148V145H64L63 146V142L62 141H59V143L54 139V141L55 142H57L58 144H59V146H58V148H60V145L62 146V147H64V149L63 148H61L60 150H64V151H55V154H53V152H52V155L51 154H47L48 152H50L51 151V147H52V150L53 149H55V142H54V146H51V145H53L52 143H53V138H52V136H54V135H56V134H58V135H62ZM69 133V134H68ZM241 133V134H242ZM93 134H94V136H93ZM238 134V133H237ZM246 134V135H245ZM99 135V134H98ZM146 135V136H147ZM171 135V136H172ZM227 135L229 136V134H225L224 136H226L227 137ZM231 135V134H230ZM233 135V134H232ZM239 135V134H238ZM238 135H236V137L234 138V136L232 137V136H229V137H224L223 136V138H224V140H225V145H211V143H210V145L211 146H209V145H207L206 147L205 146H203V147H199V146H197V145H194V147H193V145L191 146V147H193V150H194V148L196 149V152H198L199 153V155L200 154H205V156L207 155V156H210V157H213V158H217V159H215V160H213V158H212V160H210V161H212V162H203V163H205L204 165H199V167L197 168V169H190V168H188V167H186L185 166V164L184 163H186V165L187 166H189L188 165V163H189V161H191V160H189L190 158H191V156H190V158H189V155H191L192 153H195L194 151L193 152H191V154H189L188 153V151H190V150H187V148L185 147V150H187V151H181V153H180V151L178 152V150H179V148H177V146H174V148L176 147L177 149H174L175 150V152L177 151V153H173L174 152V150L172 149V153L173 154H171V153H166L167 151H169V149L171 150V148H170V146L173 148V145L171 144V140H170V146L168 147L169 149L166 151V149H165V151H162V152H165L167 155L166 156H162L163 158L162 159H158V158H155V156H154V154L157 156V155H160V157H161V154L160 153H162V152H160L159 150H155V148H153L154 150H153V152H152V150H151V152H152V154H153V156L154 157H149V158H147V160L144 162L145 163V166H147L148 168L149 167H151V171H149L148 169V173H147V170H145L146 171V175H148L149 177H150V179L149 180H153L152 182H154L155 183V178L156 177H158V176H164V179L166 180V182H172L173 180H177V177L179 176V177H181L180 175H185L186 177H188V178H190L191 179V182H190V180L189 181H187V183L188 182H190L189 183V185L188 186H190L189 187V189H188V187L186 186V184H185V186L187 187H183L182 186V189L183 190H185V193H189L191 190H190V188H192L193 187V189H196L195 188V185H201V188H199V190H200V192L198 191V194L200 193V196H198V197H201L202 198V200H206V201H209V202H213V203H216L217 201L219 202L220 200L222 201V198H224L225 196H224V194H225V192L226 193H229V192H227V191H229V190H231V188H233V187H235L234 185L235 184H233V181H237V180H239V185H241L240 186V188H242L243 189V186L242 185H244V184H246V176H248V175H250L251 176V174H252V176H254L253 175V173L252 172H254V174L256 173L257 175L259 174V173H257V172H259V171H262V172H264V166L262 165V168L260 167L261 166V162H262V164H264L263 162H264V142L262 141V143H263V147H262V145H259L263 150H261V149H259V151L258 152H255L254 154H251V156L252 155H255V158H254V156H252L253 158L251 159V156H250V158L248 159V155L246 156V158L247 159H244L243 161H240L239 162V160L242 158L241 156V158L238 160L237 159V162H239V165H240V167L242 168V166H244L242 169L241 168H239L240 170H238L237 169V167H236V172L235 171H233L232 169L230 170V169H227V168H229V167H226V163L224 162V164H225V167H224V164H223V161H225L226 160V158L228 159L231 155H233L234 156V154H230V155H228V152H227V150L229 151V148H228V146H231V145H234L235 144V142L237 143V144H240L239 143V139H238ZM64 136H66V135H64ZM90 136H93V137H90ZM100 136V135H99ZM101 136H102V134H101ZM100 136V137H101ZM149 136H147L148 138H150ZM188 136H186V138L188 137ZM192 136V137H193ZM196 136V137H195ZM89 137L91 138V139H89ZM192 137H190V138H192ZM242 137H243V135H242ZM59 138V137H58ZM57 138V139H58ZM92 138H93V141H95V142H93L92 141V146H91V144L89 145V147H83V148H81V146H80V144L82 145V142L84 141V143H86V144H88V142H91V140H92ZM159 138V137H158ZM175 138H177V137H175ZM189 138V139H190ZM237 138V139H236ZM263 138V140H264V137H262ZM60 139V140H61ZM96 139V140H95ZM156 140H157V138H155ZM161 139V138H160ZM171 139H172V137H171ZM193 139V140H194ZM35 140V139H34ZM85 140H88V142H86ZM162 140H164V138L162 139ZM185 140V139H184ZM184 140H183V142H184ZM187 140H188V138H187ZM187 140H185V142L187 141ZM197 140V139H196ZM220 141H222V139H221V137H220V139H219ZM223 140V141H224ZM261 140V139H260ZM102 141L103 142H105L104 141V139H102ZM158 141V140H157ZM166 143H168V141H167V138H166ZM175 141V140H174ZM172 142V143H174L175 144V142ZM189 141V140H188ZM187 141V142H188ZM191 141V140H190ZM189 141V142H190ZM212 141V140H211ZM214 141H217V138L214 140ZM213 141V142H214ZM238 141V142H237ZM32 142V141H31ZM160 142V141H159ZM184 142V143H185ZM192 142V141H191ZM191 142H190V144H191ZM201 141H199V143H197V144H199V145H201V143H200ZM212 142V143H213ZM218 142V141H217ZM26 143V144H25ZM25 143H23V144H25V145H27V142H25ZM74 143H76V144H74ZM83 143V145H85ZM94 143V144H93ZM102 143V142H101ZM162 143H163V141L161 142V145H162ZM177 143H179V140H177ZM194 143V142H193ZM215 143V142H214ZM219 143V142H218ZM217 143V144H218ZM261 143V144H262ZM32 146L35 144H33V142L32 143H30ZM37 144H38V141H37ZM57 144V145H58ZM79 144V145H78ZM103 144H105V143H103ZM102 144V145H103ZM165 144V143H164ZM188 144V143H187ZM187 144L185 143V145L187 146ZM203 145H206V144H204V143H202ZM208 144H209V142H208ZM219 144H221V143H219ZM236 144V145H237ZM27 145V146H28ZM39 145V144H38ZM160 144H159V146H161ZM166 145V144H165ZM175 145H178L179 146V144H175ZM41 145H39V147H40ZM41 146V147H42ZM78 146H80V147H78ZM86 146V145H85ZM91 146V147H90ZM104 146V145H103ZM168 146V145H167ZM184 146V145H183ZM202 146V145H201ZM37 147V146H36ZM164 147V146H163ZM23 148H25L24 146L22 147V149ZM30 149H31V147H29ZM28 148V149H29ZM106 148V147H105ZM150 148V147H149ZM162 148V147H161ZM226 148H228V149H226ZM27 149V150H28ZM29 149V150H30ZM39 149V150H38ZM157 149H160V147L158 148V146H157ZM164 149V148H163ZM104 150H106V152L108 153V151H107V149H104ZM183 150V149H182ZM233 150V149H232ZM261 150V151H260ZM31 151V150H30ZM43 151H45L44 153H43ZM110 151V150H109ZM230 151H231V149H230ZM248 151H250V150H246V152H247V154H248ZM255 151H257V150H255ZM105 152V151H104ZM105 152V153H106ZM149 152H150V150H149ZM171 152V151H170ZM201 152V153H200ZM246 152H244V154L246 153ZM250 152H252V151H250ZM46 153V154H45ZM164 153V154H165ZM149 154H151V153H149ZM171 154V155H170ZM189 154V155H188ZM197 154V153H196ZM198 155V154H197ZM246 155V154H245ZM250 155V154H249ZM202 156H204V155H202ZM201 156V157H202ZM206 156V159L208 158ZM229 156V157H228ZM232 156V157H233ZM209 157V158H210ZM235 157L237 158V155L236 156H234V160H236L235 159ZM35 158V159H34ZM202 158H204V157H202ZM208 158V159H209ZM245 158V157H244ZM25 159H26V157H25ZM66 159H68V162H73V163H71V169L69 168V170H66L65 168L64 169H62L61 171L60 170H58V171H56L58 168H60L61 169V166L63 167V163L62 164H60L61 163V161H63V160H66ZM143 159V158H142ZM205 159V158H204ZM225 159V160H224ZM28 160H30L29 158H28ZM28 160H26V161H28ZM101 160V159H100ZM189 160V161H188ZM242 160V159H241ZM31 161V160H30ZM188 161V162H187ZM207 161V160H206ZM227 161H229V159L227 160ZM231 161V160H230ZM232 162H233V160H232ZM235 162V161H234ZM258 162L260 163V164H258ZM34 163V162H33ZM32 164V170H33V168H34V166H35V168H37L36 167V164ZM40 164V162H39V167H41V165H43V164ZM141 163V162H140ZM28 164H29V162H28ZM30 164H31V162H30ZM66 164V163H65ZM67 164H69V163H67ZM139 164V163H138ZM233 164H235V163H233ZM34 165V166H33ZM59 165H60V167H59ZM198 165H196L195 166V168L198 166ZM45 166V165H44ZM139 166V165H138ZM192 166H194V165H192ZM234 166V165H233ZM237 166H238V164H237ZM41 167V168H42ZM45 167H47V166H45ZM57 168L56 170H54L55 168ZM68 167H70V166H68ZM68 167H67V169H68ZM102 167H103V165H102ZM190 167V166H189ZM141 168V167H140ZM194 168V167H193ZM233 168V167H232ZM234 168H235V166H234ZM38 169V168H37ZM105 169H106V167H105ZM144 169H146V168H144ZM67 172H66V171ZM107 170V169H106ZM141 172H142V170H141ZM141 172H140V174H141ZM250 172V173H249ZM262 172H260V174L262 173ZM82 173V174H81ZM259 174V176H262V174L260 175ZM264 174V173H263ZM32 175V177H34ZM86 175H84V177H82V178H84L85 179V176ZM257 175H255V177L254 178H256V176ZM78 176V177H79ZM90 176H89V178H90ZM142 176V175H141ZM73 177V178H74ZM78 177L76 178L77 180H79L78 182L79 183H81V181L83 182V181H85L84 179L82 180V178H80V179H78ZM86 177H88V176H86ZM91 177V178H92ZM143 177H144V175H143ZM147 177V176H146ZM146 177H144L143 179H145ZM249 177V176H248ZM28 178V179H29ZM61 178V179H62ZM90 178V179H91ZM162 178V177H161ZM183 178V177H182ZM187 178V179H188ZM27 179V180H28ZM60 179V181L62 182V180ZM89 179V180H90ZM160 179V178H159ZM158 179V180H159ZM163 179V178H162ZM180 179V178H179ZM251 178L249 177L248 178V180H250ZM111 180H113V178L111 177ZM110 180V181H111ZM147 180V179H146ZM149 180H147V181H149ZM158 180H157V182H158ZM165 180H163V182H161V183H163V185L164 186H166V183H164V181ZM262 180V179H261ZM261 180H259V181H261ZM263 180H264V178H263ZM63 181V182H64ZM74 181H76L75 179H74ZM73 180H72V182H74ZM179 182H180V180H178ZM254 182H258V180L257 179H255V180H253ZM252 180L251 181H249V182H251V184L253 183L254 184V182H253ZM27 182V181H26ZM61 182H59V183H61ZM78 182H76V183H78ZM150 182V181H149ZM148 182V183H149ZM178 182V183H179ZM245 182V183H244ZM264 182V181H263ZM262 182V184L264 185V183ZM75 183V182H74ZM75 183V184H76ZM148 183H147V186H148ZM177 183V184H178ZM28 184V183H27ZM30 184H29V186H30ZM44 184H45V186L47 187V184L49 185V186H51V187H49V188H47V189H49V190H47V189H44L45 187H43V189H40L39 188V186L41 187L42 185L44 186ZM62 184H64V183H62ZM81 184H84V183H81ZM86 184V183H85ZM102 184V185H103ZM146 184V183H145ZM153 183H150V185H152ZM157 184V183H156ZM158 184H160V182L158 183ZM175 184V183H174ZM181 184V183H180ZM179 184V185H180ZM182 184H184V183H182ZM257 186L258 185H260L261 184V182H258V184L257 183H255ZM254 184V185H255ZM78 185V184H77ZM80 185V184H79ZM87 185H89V184H87ZM104 185H106V183L104 184ZM109 185H110V183H109ZM108 185V186H109ZM149 185V186H150ZM154 185V184H153ZM160 185H162V184H160ZM160 185H158L159 186V188H156L155 187V189H163L164 187H162V188H160L161 186ZM169 185V184H168ZM247 186L249 185L248 183L246 184ZM28 186V185H27ZM28 186V187H29ZM147 186H146V188H147ZM171 186H173V184H171ZM181 186V185H180ZM233 186V187H232ZM256 186V187H257ZM64 187V186H63ZM167 187V186H166ZM176 187V186H175ZM177 187H179V186H177ZM198 187V186H197ZM244 187H245V185H244ZM249 187V186H248ZM253 187H255V186H253ZM260 187V186H259ZM42 188V187H41ZM60 188H62V187H60ZM65 188V187H64ZM150 188H152V186H150ZM236 188H238V186L236 187ZM250 188H251V186H250ZM261 188V187H260ZM168 189V188H167ZM169 189H171V188H169ZM168 189V191H171V190H169ZM172 189H175L174 187H172ZM181 189V188H180ZM241 189V190H242ZM245 189V188H244ZM249 188H247V190H248ZM259 189V188H258ZM43 190V191H42ZM62 190H63V188H62ZM93 190V189H92ZM147 190H148V188H147ZM150 190H152V189H150ZM190 190V191H189ZM251 190V189H250ZM261 190V189H260ZM54 191V190H53ZM59 191H60V189H59ZM90 191V190H89ZM172 191H174V190H172ZM170 192V196L171 197H169V195H168V197L167 198H165L164 199V201H165V203H166V205H169L168 207H170V206H172L173 207V204L176 202L175 200H181L182 198L181 197H179V198H181V199H179L177 196L175 197V198H177V199H173V197L175 196H172L174 193L173 192ZM176 191V190H175ZM182 191V190H181ZM181 191H180V194H181ZM187 191V192H186ZM231 191H233V190H231ZM246 191V190H245ZM54 192H56V191H54ZM183 192V191H182ZM236 192V191H235ZM157 193H160V191L159 192H157ZM156 193V194H157ZM171 193H173V194H171ZM178 193H179V191H178ZM190 193H192V192H190ZM233 193H234V191H233ZM241 193V192H240ZM247 193H249V191H247L246 192V194ZM253 193V192H252ZM252 193H250L249 194V196H251V194ZM254 193H256V191H254ZM253 193V194H254ZM263 193H264V190H263ZM31 194V195H30ZM166 194V193H165ZM182 194H184V193H182ZM180 195V196H184V195ZM235 194H237V193H235ZM234 194V195H235ZM244 194V190H243V192H242V195ZM252 194V195H253ZM258 194H259V192H258ZM258 194H255V197H254V195H253V197H254V200L253 201H249V203H248V199L249 200H251V199H253V197L250 199V198H247V197H249L248 195H247V197H246V199H244L245 201H243L244 203H243V206H244V204L246 205V206H244L245 208H246V210H244L245 208L243 207L242 209L244 210V211H241V212H235V210H234V208H233V206L236 204V202H235V204H234V202L233 201H236L235 199H237V195H235L236 196V198L232 201L233 203H231L230 204V208H231V206H232V204H234L233 206H232V208H233V210H234V212H235V214L236 213H238V214H236V215H230L229 213H227L228 211H226L225 212V210H223L224 212H220V213H214V212H211V211H209V210H212L211 208H209V207H206V205L204 204V202H206V201H202L201 200V198H199V199H197V200H201L202 202H203V204H201L202 202H199V201H197V203H196V205L197 204H201V205H205V207L207 208V210H205V207H203L204 209H200V210H198V211H194V212H192V213H190V212H188L189 213V215L186 213V217L184 218V224H186L185 222H187L188 224H187V226L185 225H183V222L180 220V218H179V220L178 219H172V220H170V226L173 228V229H175L176 231H179V237H180V240H181V243L179 242L178 243V239L174 236V235H171L170 236V239H171V237L173 236V237H175L176 238V240H177V243L176 244H173V247H171L170 249L173 251V253H175L176 254V256H178L176 259V262H175V264H182L183 262H184V264L186 263V262H189L190 264H203L204 262H203V259H201L202 257H203V254L204 255H206L207 253L206 252H203V249H204V247H203V245H201L200 244V240H198V244L199 245H201V248H202V252L201 251H199V250H201L200 248H199V250L197 249H195V247L194 248H186V247H184L183 245H185V244H183L182 245V243H183V241H186L187 242V240H192V239H195V241H196V238H197V236L198 235H204L203 237H205V235H211L212 233V229H214V228H212V229H210V224H209V228L208 227H206V226H201V222L202 221H205V223L207 222V221H212V220H214L215 219V222L216 221H225L226 220V228H228L229 230H232V232L234 231V234L235 233H237V232H239V233H241V235L243 234L244 236H247V234L254 228V225H253V228L251 227V228H247V229H244L243 227H242V225H241V223L243 224L244 222H246V225H247V222H248V225H250L251 223L253 224V222L254 223H256V221H253V222H251L252 220H251V215H253L256 211L255 210H257L258 208V211L260 210V208L262 207V206H264V196L263 197H261V196H259ZM261 194H262V191H261ZM26 195H27V193H26ZM59 195V194H58ZM158 195V194H157ZM188 194H186V196H187ZM191 195V194H190ZM194 195V197H195V193L193 194ZM229 195V194H228ZM230 195H231V193H230ZM234 195H231V196H234ZM256 195L257 196H259V197H261V198H257V199H255L256 198ZM160 196H162V195H159V197ZM179 196V195H178ZM192 196V195H191ZM227 196V195H226ZM246 196V195H245ZM27 197V196H26ZM25 197V200L26 201H28V198H26ZM164 197H166V195H164ZM163 197V198H164ZM185 197V196H184ZM193 197V198H194ZM197 197V195H196V198H198ZM190 198V197H189ZM193 198H191L192 200H193ZM226 198V197H225ZM228 198V197H227ZM226 198V199H227ZM159 199V200H158ZM157 199V201H158V203H160V198H158ZM228 199H230V198H228ZM239 200L241 199V198H238ZM34 200V201H35ZM174 200V201H173ZM184 200H186V198H184ZM187 200H188V196H187ZM186 200V202H189V201H191V200H189V201H187ZM231 200V199H230ZM183 201V200H182ZM225 201H227V200H225ZM224 201V202H225ZM238 201V200H237ZM32 202V201H31ZM161 202H162V200H161ZM186 202L185 201H183V202H179V204L178 203H175L174 204V206L175 205H178L177 207H179V208H181L182 207V205L184 204V206L183 207H185V204H186ZM194 202V201H193ZM199 202V203H198ZM208 202V203H209ZM217 202V203H218ZM224 202H222V203H224ZM231 202V201H230ZM39 203V204H40ZM221 203V204H222ZM228 203V202H227ZM240 203H242V201H240ZM239 203V204H240ZM247 203H248V205H247ZM157 204V203H156ZM155 204V205H156ZM189 204V203H188ZM190 204H191V202H190ZM195 204V203H194ZM193 203L191 204V206L192 205H194ZM206 204H207V202H206ZM210 204V203H209ZM69 205V206H68ZM199 205H198V207H199ZM201 205H200V208H201ZM208 205V204H207ZM212 205V204H211ZM228 206H229V204H227ZM66 206H68V209L66 208ZM162 206V205H161ZM187 206V205H186ZM189 206V205H188ZM214 206L215 205H213V208H214ZM223 206V205H222ZM242 206V205H241ZM155 207V206H154ZM157 207V206H156ZM155 207V208H156ZM183 207H182V209H183ZM212 207V206H211ZM221 207V206H220ZM71 208H73L72 207V205H71ZM175 207H173V209H174ZM191 208H193V206L192 207H190L189 206V209L190 210H192ZM196 208V206L193 208V209H195ZM208 208H209V210H208ZM225 208H228V207H225ZM229 208V209H230ZM67 209V210H66ZM158 209L160 210L161 208L159 207V204H158ZM173 209H170V211L172 210V212H174L173 211ZM189 209H186V212H187V210L189 211ZM217 209V208H216ZM241 209V208H240ZM161 210H163V208L161 209ZM184 210H185V208H184ZM197 210V209H196ZM226 210H228V209H226ZM263 210V209H262ZM262 210H260V211H262ZM142 211V210H141ZM163 211H166V212H168L166 209H164ZM180 211H181V209L179 210V212L177 213L178 215H180V217H181V214H179L180 213ZM213 211V210H212ZM215 211H218V209L217 210H215ZM219 211H221V210H219ZM231 212H232V210H230ZM236 211H238V210H236ZM257 211V212H258ZM260 211H259V213H260ZM36 212V211H35ZM71 212V211H70ZM263 212H264V210H263ZM144 213V212H143ZM176 213V212H175ZM214 213V214H213ZM141 215H143L142 214V212L140 213ZM168 214V213H167ZM166 214V215H167ZM231 214H233V212L231 213ZM170 215V214H169ZM183 215V216H184ZM258 215L259 214H257L256 216L258 217ZM144 217H146L145 216V213H144V215H143ZM182 216V217H183ZM261 216V217H260ZM156 217V216H155ZM181 217V219L183 220V218ZM257 217H254V215H253V220H255V218H257ZM73 218V217H72ZM158 218V217H157ZM258 218H262V214L260 213V215H259V217ZM257 218V219H258ZM143 219V218H142ZM146 218H144L143 220H145ZM150 219V218H149ZM162 219V218H161ZM165 218H163V220H164ZM256 219V220H257ZM263 219V218H262ZM155 220V219H154ZM162 220V221H163ZM166 220V219H165ZM251 220V221H250ZM71 221H73L72 219H71ZM147 221V220H146ZM162 221H160V223L162 224L163 222ZM167 221V220H166ZM166 221H164V223L166 222ZM199 221H201L200 223L201 224H199V225H197L198 223H199ZM223 221V222H224ZM158 222V221H157ZM182 222V223H181ZM222 222V223H223ZM259 222V221H258ZM72 223V222H71ZM75 223V222H74ZM148 223V222H147ZM149 223H150V221H149ZM148 223V224H149ZM152 223V222H151ZM159 223V224H160ZM164 223L162 224L163 225V227H164ZM197 223V224H196ZM73 224V223H72ZM167 224H168V222H167ZM204 224V223H203ZM220 224V223H219ZM224 224V223H223ZM151 225V224H150ZM165 225H166V223H165ZM205 225V224H204ZM206 225H208V223L206 224ZM215 225H216V223H215ZM246 225H243L244 227H246ZM247 225V226H248ZM170 226H168L167 225V227L166 228H168V227H170ZM68 227V226H67ZM219 227V226H218ZM222 227V226H221ZM220 227V228H221ZM249 227V226H248ZM152 228H153V225H152ZM216 228H217V226H216ZM220 228H219V230H220ZM160 229V228H159ZM60 230V231H61ZM156 230V229H155ZM164 230V231H163ZM167 231L165 232V228L163 229L162 228V231H163V233L165 232V234L167 235L166 237H168V230L169 229H166ZM227 229H225V231H226ZM228 230V231H229ZM61 231V232H62ZM217 231V230H216ZM215 231V232H216ZM221 231H222V228H221ZM224 231V232H225ZM227 231V232H228ZM236 231V232H235ZM254 231H256L257 232V236H259V237H257L256 236V238L255 239H253V240H251V239H248V240H246V241H243V242H240L241 240L240 239H238V240H240L239 242L238 241H236V239H235V241L234 240H232V239H230L231 237V234H229V237H224L223 238V244H225V246L224 245H222V247L224 246L225 248H226V253H227V251H229V250H231V252L234 254V256L233 255H230L231 257H228V259H227V261H225V260H223V261H225V262H228V263H226V264H264V251H263V253L261 254L260 253V251H262L261 249L263 248L264 249V224L263 223H261L260 224V222H259V224L258 225H256L255 226V229L253 230V231H251V233L252 232H254ZM61 232H60V234H61ZM172 232V231H171ZM226 232V234L228 235V233ZM161 233V232H160ZM219 234H220V232H218ZM231 233V232H230ZM63 234V233H62ZM61 234V235H62ZM164 234V235H165ZM173 234V233H172ZM215 234V233H214ZM222 234V233H221ZM225 234V233H224ZM238 234V233H237ZM252 234H255V233H252ZM48 235V236H49ZM217 235V234H216ZM261 235H263L262 237H260ZM51 236V235H50ZM220 236V239H221V237L223 236H221V235H219ZM218 236V237H219ZM225 236V235H224ZM237 236H240V235H237ZM243 236V237H244ZM248 236H250V234H248ZM212 237H213V234H212ZM214 237H216L215 235H214ZM218 237H217V239H218ZM210 238V237H209ZM239 238V237H238ZM242 238V237H241ZM253 238H254V236H253ZM162 239V238H161ZM173 239V238H172ZM198 239V238H197ZM212 239V238H211ZM210 239V240H211ZM217 239H215L214 238V240H217ZM234 239V238H233ZM245 239H246V237H245ZM159 240V239H158ZM165 240V239H164ZM160 241V240H159ZM158 241V242H159ZM163 241V240H162ZM166 241V240H165ZM168 241V240H167ZM217 241H220L219 239L217 240ZM220 241V242H221ZM41 242V241H40ZM49 242H50V240H49ZM48 241H47V243L46 244H48L49 243ZM185 242V243H186ZM194 242V241H193ZM215 242V241H214ZM220 242L218 243V245L220 244ZM43 244V243H42ZM197 244V245H198ZM170 247V246H169ZM197 247V246H196ZM219 247H221V245L219 246ZM166 248L168 249V247H167V245H166ZM198 248V247H197ZM205 248H206V246H205ZM162 249V248H161ZM260 249V251H258L259 252V254L258 253H255V254H252V252L254 253V252H256L257 250H259ZM166 250V249H165ZM204 250H207V249H204ZM215 250V249H214ZM214 250H213V252H214ZM168 251H169V249H168ZM171 251V252H172ZM162 252V251H161ZM208 252V251H207ZM249 252H251V254H249ZM206 253V254H205ZM229 253V252H228ZM227 253V254H228ZM162 254V253H161ZM174 254V255H175ZM209 254H213V253H208V255ZM236 254H239V256H237ZM236 255V256H235ZM210 256V255H209ZM217 256V255H216ZM219 256V255H218ZM217 256V257H218ZM229 256V255H228ZM206 257V256H205ZM204 257V258H205ZM219 257H221V255L219 256ZM227 257V256H226ZM208 258V256L206 257V259ZM214 258H216L215 256H214ZM213 258V259H214ZM213 259H211L212 261H213ZM216 259H218V261L219 260H221V259H223V258H221V259H219V258H216ZM208 261H209V259H207ZM206 260V261H207ZM215 260V259H214ZM223 261H219L220 263L219 264H221V262H223ZM167 262V261H166ZM165 262V263H166ZM215 262V263H214ZM214 262H211V261H209V263H214V264H216L217 263V261L215 260ZM161 263H163V261L161 262ZM165 263H163V264H165ZM173 263V262H172ZM189 263H187V264H189ZM206 264V263H205ZM218 264V263H217ZM223 264H224V262H223Z\"/></svg>",
    "mask_w": 264,
    "mask_h": 264
}]
</instances>
